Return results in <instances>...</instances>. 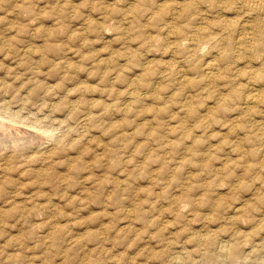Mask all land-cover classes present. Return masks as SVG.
<instances>
[{"label": "rangeland", "instance_id": "rangeland-1", "mask_svg": "<svg viewBox=\"0 0 264 264\" xmlns=\"http://www.w3.org/2000/svg\"><path fill=\"white\" fill-rule=\"evenodd\" d=\"M31 1V2H30ZM56 1V2H55ZM86 1V2H85ZM100 1V0H99ZM99 1H95V0H0V32H2V30H3V28H5L4 29V32H6V33H4V32H2V33H0L1 35H0V49L2 50H0V75H1V77H3L4 76V79L3 78H0V80L1 81H6L7 83H9L13 88H17V86H18V88L16 89V90H18L17 92H18V94H17V92H16V90H15V92H16V94L13 92V91H8L6 94H4V95H0V97H2V96H4L5 97V101L7 102V103H9V105H11V109H16L17 110V108L20 110V114H22V115H24V116H29L30 117V115H31V117H30V119H32V120H34V119H37V118H35L34 117V115L37 117L38 115L40 116L37 120H40V119H42V120H40V121H42L41 122V125L42 124H44V123H46V124H50L49 122H50V118L51 117H53V118H56V117H58V119L60 118V119H65L67 116V120H68V122H70V124H71V126H72V129L74 130V129H78V130H72L68 135H69V138L68 137H66V138H64L59 144H58V146L59 147H57V149H56V147H55V150H54V154H53V156H52V160L53 161H50V164H48V167H46V166H44V167H46V168H44V169H46L45 170V173L43 174V176L42 177H40V176H38L37 178H32L31 176H30V174L28 175L27 173H24V174H22L21 175V177H19L18 178V176H16L15 175V172L13 171V170H15L16 169V167H17V165H15L14 166V164L17 162V161H21L22 162V159H23V157H18V158H16V159H14L13 160V162L10 164V168H9V170H12V172L11 171H9L8 170V172H10V173H7V174H1L0 175V208L2 209V210H4V212H7V214L5 213L4 215L3 214H0V264H136V263H138L139 261V263H141V264H170L169 262V256H166V254L168 255L171 251H173V247H178V246H180L181 244L182 245H185L186 246V248L187 249H194V246L192 245L193 244V242H191V241H189V239H187L188 238V236H189V234L191 233V232H194L195 230H200L201 229V231L202 232H205V229L207 228V226H209V228L210 229H215V231L214 232H212V233H214V234H216L217 232H222V234L221 235H223V234H225L226 233V231H228L230 228H241V229H245V230H251L253 227L255 228V226H258L259 224L258 223H256V222H254V223H249V219L248 218H245L244 217V215H242V217L240 218L239 217V222H238V224L240 225V227H239V225L238 224H236V225H230V224H228L227 223V225H226V222H224V219L221 217V216H219V218L217 219V218H212V216H211V214L212 213H210V211L208 210V208H207V205H205L204 204V206H203V204L202 205H195V204H193L192 202H194L195 200H196V197L198 198V196H199V189L197 190V191H195L194 193H192V194H190L189 196L188 195H186V193H187V191H186V189H187V186H189V185H193V186H196V187H198V186H200L201 188L202 187H205L206 186V188H208V189H212L214 192L213 193H211V196H212V198H215L216 196H217V192L219 193V192H221L222 191V193H224L225 195H227V196H229V195H231V193H233V192H231V193H228V192H230L231 190H233V191H235L233 194H235V195H237V196H241V194H245L242 190H240L241 188V186H243V185H245V184H247V185H250V182L252 183L251 185L253 186V184L254 183H256V181H258L259 179H257V178H255L257 175H255L254 173H250V172H248V173H246V172H244L243 171V160H248L249 162H252L253 164H255L256 163V160H253L252 159V156H248V155H251L250 154V151L251 150H255V151H263V153H264V133L262 134L261 132H260V130H257V129H254L255 127L254 126H252V125H254V124H252V123H254L255 121H257L259 118V116H257L256 114V116L253 114V115H251V113H249L248 115H245L244 117H242V118H231V120H233V122H228V121H231L229 118L231 117V113L229 112L228 114L226 113L227 112V110H218V109H216V108H214L213 109V111L211 112V113H208L207 111L208 110H206L207 109V105H213L214 103H213V101H214V97L213 96H210V95H208V91L211 93L212 92V87L211 86H209L210 88V90L207 88V90L205 89H202V91H200V90H196V88L197 87H195V88H190V89H193L192 90V93L195 95V96H193L192 97V100L190 101V105H193V103L196 105V106H198V107H196V106H194L195 108H197V112H198V114L196 115V117H193V116H191V117H187L186 118V120L187 121H185V119L184 120H180V114H181V109H180V105H181V101H182V99H180L181 98V94H178V95H176V93H179V91L177 92V91H175L176 93H172V92H174V90H175V87L177 86V84H176V80H175V77H176V75H177V77H178V73L176 74V75H174V76H172L171 78L173 79L172 81H170L169 79H171V78H167V79H165V78H163V79H165V80H161L162 78H159V80H160V82H158L157 84H156V86H154L155 87V89L153 90H151L150 88H144V87H140L139 89H138V91H140V92H138V94L140 95V97H142L141 99H140V101H138L137 103H135V101H133L134 99H128V94L127 93H129V89L131 88V85H128V80H132L133 79V77H134V75L136 74L137 75V77L139 76V80L140 79H143L144 78V76L143 75H145V74H143L141 71H138L137 69H138V67H135V66H137L136 65V62H135V60L138 62V61H140V59H141V62L142 61H144L145 59H143V58H145L146 57V53H145V51H146V46L149 44V41H147V39H145L144 37L146 36V38H148V33L147 32H149V34L150 35H158L159 33H162L163 31H161V32H159V27H156V25L157 26H161L162 24H163V22H161V21H158V20H152L153 22H151L150 24L148 23L146 26H143L142 24H141V22L139 21V22H137L136 20L137 19H135V22L134 21H130L132 18V16H130L132 13L136 16V15H138L139 14V16L141 17V13L142 12H139V11H132V9H131V7L133 6V5H135L136 4V2H137V0H123V2H125L124 3V5H123V2H122V0H117V1H119V2H117L116 0H101L100 2ZM103 1H106L105 3L103 2ZM133 1H134V3H133ZM158 1H161V0H158ZM163 1V0H162ZM29 2V3H28ZM55 2V3H54ZM74 2V3H73ZM82 2H83V4H82ZM97 2H99L98 4H97ZM111 2H113V3H111ZM116 2V3H115ZM131 2H132V5H131ZM164 2H165V5H166V7L168 6V5H171V4H169V2H171V0H164ZM168 2V3H167ZM72 3H73V5H72ZM77 3V4H76ZM88 3V4H87ZM90 3H92V4H90ZM97 4V6L96 5H94V4ZM107 3V4H106ZM138 3V2H137ZM45 4V5H44ZM74 4H76V5H74ZM103 4V5H102ZM113 4H114V6H115V9H114V7H113ZM168 4V5H167ZM24 5V6H23ZM27 5V6H26ZM52 5V6H51ZM71 5V6H70ZM129 5V6H128ZM39 6L41 7V9L39 8ZM57 6H59V7H56ZM90 6V7H89ZM104 6V7H103ZM27 7H28V9H27ZM38 7V8H37ZM45 7V8H44ZM79 7V8H78ZM89 7V8H88ZM103 7V8H102ZM105 7H106V9H108V10H106L105 9ZM108 7H110V8H108ZM111 7H113V9L111 8ZM118 7V8H117ZM22 8V9H21ZM30 8V9H29ZM74 8V9H73ZM86 8V9H85ZM90 8L92 9V10H90ZM94 8V9H93ZM122 8V9H121ZM19 9V10H18ZM24 9V10H23ZM43 9V10H42ZM58 9V10H57ZM59 9H61V10H59ZM103 9L105 10L104 12H101V11H103ZM110 9H112V11H111V13H115L114 15L113 14H111V13H109L110 12ZM119 9V10H118ZM127 9V10H126ZM88 10H90V12H88ZM98 10V11H97ZM117 10V11H116ZM129 10V11H128ZM28 11H31V13H28ZM36 11H37V13H36ZM39 11V12H38ZM93 11V12H92ZM96 11V12H95ZM114 11V12H113ZM124 11V12H123ZM166 11H167V9H166ZM21 12V13H20ZM25 12V13H24ZM35 12V13H34ZM61 12H62V14H61ZM92 12V13H91ZM57 13H59V14H57ZM83 15H82V14ZM86 13V14H85ZM95 13V14H94ZM97 13V14H96ZM105 13V14H104ZM108 13H109V15H108ZM125 13H127V14H125ZM128 13H130V15L129 16H127L128 15ZM144 13V12H143ZM142 13V14H143ZM22 14V15H21ZM31 14H32V16H31ZM81 14V15H80ZM125 14V15H124ZM210 14V15H209ZM28 15V16H27ZM90 15V16H89ZM101 15H103V17L101 16ZM207 15H208V21L210 22H208L207 21V23H208V27L210 28V30H212V31H214V32H217L219 29H217L218 28V26H215V24L213 23V25H212V20H213V17L211 16V15H213V14H211V13H207ZM86 16L88 17V18H86ZM105 16V17H104ZM107 16V17H106ZM127 16V17H126ZM32 17V18H31ZM95 19H94V18ZM121 17H123V19L121 18ZM25 18H27V19H25ZM82 18V19H81ZM93 18V19H92ZM97 18V19H96ZM126 18V19H125ZM129 18H131V19H129ZM35 19V20H34ZM91 19V20H90ZM109 19V20H108ZM113 19V20H112ZM115 19H117V20H115ZM120 19L121 20H123L122 22L120 21ZM28 20H29V22H28ZM57 22H56V21ZM59 20V21H58ZM61 20H63V22H64V24H62L61 22ZM86 20V21H85ZM89 20L90 21H92L93 20V22H89ZM96 20H98V22L96 21ZM116 22H115V21ZM78 21V22H77ZM94 21L96 22L95 24H94ZM102 21V22H101ZM113 21V22H112ZM119 21V22H118ZM128 21V22H127ZM155 21V22H154ZM157 21V22H156ZM27 22V23H26ZM53 22V23H52ZM56 22V23H55ZM82 22H84V24L82 23ZM85 22H88V23H90L91 25H88V23H85ZM9 23H10V26H9ZM45 24V26H42V25H44ZM54 24V25H52V24ZM80 23H82V24H80ZM102 24L103 26H105V27H101L100 26V24ZM111 23V24H110ZM114 23V24H113ZM120 23V24H119ZM7 24H8V26H7ZM42 24V25H41ZM51 24V25H50ZM97 24V25H96ZM99 24V25H98ZM110 24V25H109ZM118 24V25H117ZM131 24V25H130ZM14 26V28L12 27V26ZM21 25V26H20ZM24 25V26H23ZM32 25V26H31ZM49 25H50V27H49ZM55 25H56V27H55ZM60 25V26H59ZM73 25V26H72ZM75 25V26H74ZM83 25V26H82ZM86 25H88V26H86ZM114 26L113 28H111V26ZM115 25H117L118 26V28H115ZM123 25H125V26H123ZM130 25V26H129ZM132 25H133V27H132ZM150 25H152V27L150 26ZM207 25V24H206ZM212 25V26H211ZM5 26H7V27H5ZM37 26V27H36ZM46 26L48 27V28H46ZM59 26V27H58ZM64 28H63V27ZM69 26V27H68ZM77 26H79V27H77ZM80 26H82L81 28H80ZM97 26H98V28H97ZM116 26V27H117ZM147 26H148V29H147ZM155 26V29L153 28ZM215 26V27H214ZM11 27V29H9ZM19 27V28H18ZM29 27V28H28ZM39 27H42V28H39ZM72 27V28H71ZM85 27V28H84ZM92 27V28H91ZM123 27H125V29L123 28ZM151 29H150V28ZM7 28V29H6ZM57 28V29H56ZM69 28V29H68ZM75 28V29H74ZM80 28V29H79ZM87 28H89V29H87ZM97 28V29H96ZM104 28V29H103ZM122 28V29H121ZM127 28V29H126ZM129 28H132V29H129ZM137 28H139V30L137 29ZM13 29V30H12ZM24 29V30H23ZM42 31H41V30ZM54 29V30H53ZM63 29L65 30V31H63ZM71 29V30H70ZM77 29H78V31H79V33L84 29V31H85V35H86V37L88 36V38H86L85 36H84V34L82 33V32H84V31H82L81 32V34L82 35H80L79 33H77L78 31H77ZM147 29V30H146ZM157 29V30H156ZM9 30V31H8ZM13 32H12V31ZM37 30V31H36ZM39 30V31H38ZM45 30V31H44ZM50 30H53V32L52 31H50ZM76 30V31H75ZM88 30V31H87ZM90 30H92V31H90ZM101 30V31H100ZM111 30V31H110ZM117 30V31H116ZM126 32V30H127V32L128 33H124V31ZM136 32H135V31ZM147 32H146V31ZM7 31H8V33H7ZM18 31V32H17ZM30 31V32H29ZM52 32V34H54V36L52 35V37H51V35H49L50 34V32ZM58 31H60L61 32V34H59V36H58V33H60V32H58ZM95 31V32H94ZM105 32V33H103L102 32V34H99L100 32ZM158 31V32H157ZM17 34H16V33ZM32 32V33H31ZM40 33V35L38 34V33ZM44 32V33H43ZM88 32V33H87ZM116 32V33H115ZM121 34H120V33ZM4 33V34H3ZM66 35H65V34ZM71 33V34H70ZM90 33V34H89ZM92 33V34H91ZM94 33V34H93ZM115 33V34H114ZM133 33H134V35H133ZM152 33H154V34H152ZM14 34H16V35H14ZM23 34V35H22ZM34 34V36H31V35H33ZM77 34H79V35H77L78 37H76V35ZM129 34V35H128ZM4 35V36H3ZM12 35V38L14 37V36H16V40H14V38L12 39L10 36ZM20 35V36H19ZM37 35V36H36ZM41 35H44V36H41ZM65 35V36H64ZM69 35V36H68ZM73 35H75L74 37L76 38H74V39H71L72 37H73ZM105 37H104V36ZM109 35V36H108ZM125 35V36H124ZM3 36V37H2ZM50 38H48V37ZM63 36V37H62ZM68 36V37H67ZM124 36V37H123ZM131 36V37H130ZM143 36V37H142ZM161 36H163V34H161ZM2 37V38H1ZM5 37V38H4ZM8 37V38H7ZM36 37V38H35ZM48 38V40H47V38ZM110 37V38H109ZM112 37H114V38H112ZM115 37H116V39H115ZM7 38V39H6ZM19 38V39H18ZM33 39V40H31V39ZM35 38V39H34ZM57 40H56V39ZM79 38H81L83 41L81 42V40L79 41ZM86 38V39H85ZM100 38H101V40H100ZM109 38V39H108ZM131 38V39H130ZM139 39V38H143L146 42H144L143 41V39H139V40H136V39ZM2 39H3V41H2ZM6 41H5V40ZM38 39V40H37ZM39 39H40V41H39ZM51 39H53V40H51ZM65 39V40H64ZM92 39V40H91ZM98 39V40H97ZM107 39V40H106ZM113 39V40H112ZM120 39H121V41H120ZM127 39V40H126ZM134 41H133V40ZM149 39V38H148ZM51 40V41H50ZM78 40V41H77ZM90 40L92 41V43L95 41V43L97 44H95L94 45V43L92 44L91 42H90ZM100 40V41H99ZM106 40V41H105ZM114 40H115V42H114ZM123 40H125V41H123ZM136 40V41H135ZM141 40V41H140ZM8 41H11V42H8ZM17 43V45H16V43ZM19 41V42H18ZM38 41V42H37ZM43 41H47V42H43ZM87 41V42H86ZM89 41V42H88ZM111 41V42H110ZM119 41V42H118ZM131 41V42H130ZM139 41V42H138ZM143 41V42H142ZM37 44H36V43ZM42 42V43H41ZM50 44H49V43ZM54 42V43H53ZM58 42H61L62 44V46H63V48H62V46H60V43H58ZM68 42V43H67ZM73 42H75V43H73ZM81 42V43H80ZM102 42V43H101ZM109 42H110V44H109ZM125 42V43H124ZM5 44V46L6 47H4L3 45ZM13 43V44H12ZM19 43V44H18ZM28 43H30V44H28ZM32 43V44H31ZM56 43V45L54 46L53 44H55ZM67 43V44H66ZM86 43H88V44H86ZM101 43V44H100ZM122 43H123V45H122ZM134 43H135V45H134ZM146 43H148V44H146ZM8 44V45H7ZM26 44H28V45H26ZM43 44V45H42ZM49 44V45H48ZM57 44H59L58 46H57ZM65 45V47H64V45ZM70 44V45H69ZM80 44V45H79ZM83 44V45H82ZM85 44V45H84ZM105 44V45H104ZM117 44V45H116ZM127 45V47L126 48H133L134 50H131V51H129V52H132V53H129L128 52V50L126 49V48H124L123 46L124 45ZM10 45H11V47H10ZM13 45H15V48H14V46ZM50 45L52 46V47H50ZM68 45L70 46V48H71V50H70V48L68 47ZM93 45V46H92ZM114 47H113V46ZM134 47H133V46ZM28 46V47H27ZM38 46H39V48H38ZM42 46V47H41ZM48 46V47H47ZM77 46H79V48L77 47ZM80 46H84L83 48L81 47L80 48ZM102 46V47H101ZM108 46H109V48H108ZM121 46H122V48L123 49H121L122 51L124 50V49H126V51L124 52H122L121 50H120V48H121ZM138 46V47H137ZM3 47V48H2ZM9 47V48H8ZM50 47V49H48ZM55 47H57V48H55ZM67 47V48H66ZM73 47H74V50H73ZM89 47H91V48H89ZM113 47V48H112ZM118 47H120L119 49H118ZM7 48V49H6ZM11 48V49H10ZM15 50H14V49ZM17 48V49H16ZM25 48H26V50H25ZM60 48V49H59ZM98 48V49H97ZM116 48V49H115ZM142 48H143V50H142ZM7 51H6V50ZM31 51H30V50ZM34 49V50H33ZM59 49V50H58ZM68 49V50H67ZM81 49H82V51H81ZM94 49H96V50H94ZM102 49V50H101ZM106 49H108L107 51H105ZM110 49H111V53H110ZM12 50V51H11ZM16 50H17V52H16ZM41 50V51H40ZM43 50V51H42ZM50 50V51H49ZM54 50H56V51H54ZM69 50H70V52H69ZM76 50H78L77 51V53H76ZM80 50V51H79ZM84 50H85V53H82V52H84ZM91 52H90V51ZM92 50H94L95 52H92ZM98 50H99V52H98ZM20 51H22L21 53H20ZM26 51V52H25ZM28 51H30V53H28ZM40 51V52H39ZM45 51H47L46 52V54H45ZM48 51H49V55H48ZM55 53H54V52ZM59 51V52H58ZM67 51V52H66ZM109 51V52H108ZM135 51H136V53H135ZM137 51H139V52H141V53H139V52H137ZM143 51V52H142ZM207 51H209V48L208 49H206V50H204L203 51V53L202 54H204L205 52L207 53H205V55H206V57H209L210 55H212V54H214V52L211 54H208V52ZM9 53V55L8 54H6V53ZM19 52V53H18ZM39 52V53H38ZM50 52H52V54L50 53ZM63 52H65V53H63ZM74 52H75V54H74ZM87 52V53H86ZM90 53V55L92 56L93 54L95 55V53L97 54V55H95V56H90L91 58L89 59V57L87 58V56H89V53ZM134 52V53H133ZM60 55H59V54ZM69 53H71L70 54V56H71V58L72 57H74V58H72V59H70V56H68L69 55ZM107 53V54H106ZM121 53V54H120ZM2 54V55H1ZM10 54L12 55V57L10 56ZM24 54V55H23ZM37 54V55H36ZM39 54V55H38ZM66 54V55H65ZM82 54V55H81ZM109 54L111 55V57L109 56ZM122 54H128V56H129V54L131 55L130 57H128V59H126V58H123V56H121ZM138 54V55H137ZM145 54V55H144ZM156 54V56H152L154 59H158L157 57H160V59L162 58L161 57V55H160V53L159 52H157V53H155ZM5 55V56H4ZM26 55V56H25ZM34 55V56H33ZM54 55H56V56H58V58L57 57H55ZM115 55H118L117 57L115 56ZM136 55V56H135ZM159 55V56H158ZM7 56H8V58H7ZM64 56V57H63ZM78 56V57H77ZM81 56V57H80ZM102 56L103 57H106L107 56V58L112 62L113 60H114V58H115V60L116 61H113L114 63H116V64H120V62H121V64L119 65L120 66V68L122 69V71H121V69H120V72L122 73V76H124V78H123V80H120V79H118L117 78V80H120V81H117L116 80V77H115V79H114V77L113 76H111L112 75V73H111V70L110 71H108L109 69H107V70H105V71H103V74L104 73H106V74H104V76H102V77H100L101 76V73L99 72V71H97L98 73H96V70L94 69L93 70V72L92 73H88V71H90V69H92V67H94V65L93 66H90V63H91V59H94L95 60V62L97 61V60H99L100 58H102ZM126 55H124V57H125ZM132 56H133V58H132ZM139 56V57H138ZM141 56V57H140ZM6 57V58H5ZM10 57V58H9ZM17 57H19V59L17 58ZM39 57H43V59H39ZM47 57V58H46ZM76 57V58H75ZM85 57V58H84ZM99 57V58H98ZM113 57V58H112ZM136 57H138V58H136ZM143 57V58H142ZM151 57V56H150ZM178 57H179V55H178ZM30 58V59H29ZM39 60H38V59ZM46 58V59H45ZM50 58H52V59H50ZM61 58V59H60ZM80 58V59H79ZM17 59V60H16ZM25 60V61H23L22 63H21V61L22 60ZM28 59V60H27ZM50 61H49V60ZM63 59V60H62ZM65 59V60H64ZM79 60V62H78V60ZM84 59H86L84 62H83V60ZM88 59V60H87ZM113 59V60H112ZM119 61H118V60ZM129 59H131V60H129ZM143 59V60H142ZM177 59H180V58H177ZM2 60V61H1ZM14 60V62H12ZM27 60V61H26ZM38 60V61H37ZM45 61V63L44 62H42V61ZM52 60V61H51ZM56 60V61H55ZM60 60V61H59ZM68 60V61H67ZM80 60H82V61H80ZM125 60V61H124ZM134 60V61H133ZM165 60H167V58H165ZM164 60V61H165ZM31 62V63H29V64H27L28 62ZM35 61H36V63H35ZM62 61H66V62H68L69 64V69H68V72L67 71H65L64 72V69L63 68H65V67H63L62 65H63V62ZM75 61H77V62H75ZM130 61H131V63H130ZM1 62H3L2 64H6L5 66H7L6 68H5V66L3 65V67L4 68H2L1 66H2V64H1ZM48 62V63H47ZM75 62V63H74ZM83 64H82V63ZM90 62V63H89ZM93 62V61H92ZM118 62V63H117ZM17 63V64H16ZM19 63H20V66H19ZM41 63H43V65L41 64ZM53 63V64H52ZM79 63H80V65H79ZM129 63V64H128ZM133 63V64H132ZM21 64H23V65H21ZM55 64H57V65H55ZM60 64H62L61 66H60ZM74 64V65H73ZM130 64H132V65H130ZM17 65V66H16ZM28 65H30V67L28 66ZM71 65H72V67H71ZM84 65V66H83ZM123 65H124V67H123ZM130 65V66H129ZM154 65V64H153ZM13 66H15L14 68H13ZM40 66V67H39ZM53 66V67H52ZM61 68H60V67ZM73 66H75L74 67V70H73ZM78 66V68H80V69H78V68H76ZM81 66H82V69H81ZM86 66V67H85ZM154 66H156V65H154ZM189 66H190V63H189V65L188 64H186V66H184V68H185V72H186V74H187V78H189V79H191V80H193V79H195V80H197L199 77H198V75L195 73V74H193L192 75V73H194L192 70H190V68H189ZM11 67V68H10ZM36 68V69H33V68ZM44 67V68H43ZM57 67V68H56ZM135 67V68H134ZM16 68V69H15ZM22 68H24V69H22ZM31 68V69H30ZM51 68H54L55 69V71L52 69V70H50ZM86 68V69H85ZM156 68V70L155 71H160L159 69H163L164 67H163V65L162 64H160L159 66H156L155 67ZM3 69V70H2ZM17 69H18V73H20V74H17ZM47 69H49V70H47ZM63 69V70H62ZM84 69V70H83ZM158 69V70H157ZM12 70H14V71H12ZM32 70H34V71H32ZM41 70H43V71H41ZM58 70V71H57ZM62 70V72H60ZM76 70H78V71H76ZM104 70V69H103ZM130 70V71H129ZM131 70H133V71H131ZM3 71V72H2ZM46 71V72H45ZM47 71H49L48 73H47ZM85 72V74H84V72ZM189 71V72H188ZM2 72V73H1ZM9 72V73H8ZM11 72V73H10ZM15 72V73H14ZM33 72V73H32ZM42 72H44V74L42 73ZM57 72H59L58 74H56ZM79 72V73H78ZM83 72V73H82ZM126 72H128V73H126ZM130 72V73H129ZM23 73H24V75H23ZM39 73H41L42 75H40ZM51 73V74H50ZM55 73V74H54ZM67 73H69V74H67ZM81 73V74H80ZM88 73V74H87ZM109 73V74H108ZM140 73H142V74H140ZM157 73V72H156ZM6 74V75H5ZM10 74V75H9ZM14 74H15V76H14ZM33 74H35V75H33ZM49 75V76H47V75ZM53 74V75H52ZM67 74V75H66ZM71 74V75H70ZM77 74V75H76ZM139 74V75H138ZM8 75V76H7ZM19 75V76H18ZM36 75H37V77H36ZM62 75V76H61ZM75 75L77 76V77H75ZM80 75V76H79ZM87 75V76H86ZM88 75H91V76H88ZM93 75H96V76H98L97 77V79H96V77L95 76H93ZM100 75V76H99ZM156 75V74H155ZM6 76V77H5ZM31 76V77H30ZM47 76V77H46ZM50 76H51V78H50ZM55 76H57V77H55ZM67 78H66V77ZM70 76V77H69ZM79 76V77H78ZM84 76V77H83ZM110 76V77H109ZM131 76V77H130ZM146 76V75H145ZM7 77H9V79L7 78ZM12 77V78H11ZM16 77H17V82H16ZM30 77V78H29ZM38 77H39V79H38ZM52 77H54V78H52ZM64 77V79H62ZM86 77V78H85ZM104 77V78H103ZM22 78V79H21ZM102 78V80L100 81V79ZM193 78V79H192ZM197 78V79H196ZM35 81H34V80ZM38 79V80H37ZM82 79V80H81ZM85 79V80H84ZM156 78H154V80H155ZM8 80V81H7ZM20 80V81H19ZM23 80V81H22ZM28 80V81H27ZM36 80H37V82L39 83L41 80V82L39 83V84H37V85H43V87H45V86H48L49 84L52 86L51 87V89H50V91H53L52 93H51V97H53V99L54 100H58L59 99V104H58V106H60V107H58L57 108V110L54 112V113H52V115H51V117H48V115L47 116H45L47 113H49L50 111L47 109V107H45V105H43V106H41V101H43L42 99H44V98H39V96H37V95H34V97H32V98H29V99H27V100H29L30 101V103H28L29 101H25L24 99H21V101L19 102V94L20 93H22V95H28L29 94V90H28V88H30L31 89V87L33 88V87H36L37 85H36ZM45 80V81H44ZM46 80L48 81L47 83H46ZM63 80V81H62ZM88 80V81H87ZM112 80V81H111ZM151 82L152 81H154L152 78L151 79H149ZM0 81V82H1ZM29 83H31V82H33V83H35V85L33 84V83H31L30 85L27 83V82ZM58 81H60V82H58ZM62 81V82H61ZM84 81V82H83ZM163 81V82H162ZM221 80H219V82H220ZM23 82V83H22ZM43 82V83H42ZM57 82H58V84L59 83H62V84H60V85H58L57 84ZM63 82H64V84H63ZM98 82V83H97ZM115 82V83H114ZM117 82V83H116ZM124 82V83H123ZM168 84H167V83ZM172 82V83H171ZM27 83V85L26 86H28V87H26V86H24L23 87V85H25ZM84 83V85H85V87L82 85ZM90 83H93V84H90ZM96 83V84H95ZM165 83L167 84V85H165ZM13 84V85H12ZM20 84H22V85H20ZM66 84V85H65ZM172 85V87H171V85ZM58 85V86H57ZM81 85V86H80ZM88 85V86H87ZM91 85V86H90ZM95 85V86H94ZM113 85V86H112ZM164 85V86H163ZM221 85V84H220ZM20 86V87H19ZM63 86V87H62ZM66 86V87H65ZM69 86V87H68ZM93 86V87H92ZM98 86V87H97ZM104 88H102V87ZM111 86H112V92H113V96H112V94H110L109 92L111 91L110 89H111ZM125 86V87H124ZM169 86V87H168ZM222 86V85H221ZM220 86V88H224L223 86L221 87ZM22 87H23V89H25V87L27 88V89H25V90H22ZM59 87H61V88H59ZM65 87V88H64ZM71 87H75L74 89H79V91L76 89V90H74L73 88H71ZM89 87V88H88ZM91 87V88H90ZM101 88V90H100V88ZM117 87V88H116ZM122 87V88H121ZM174 87V88H173ZM53 88H55V91L53 90ZM59 89V90H57V89ZM64 88V89H63ZM80 88H82V89H84V90H82V91H80ZM92 88H94V89H92ZM99 88V89H98ZM108 88V89H107ZM116 88V89H115ZM124 88V89H123ZM177 88H178V86H177ZM61 89V90H60ZM67 89H70V91L69 92H67ZM115 89V90H114ZM117 89H118V91H117ZM119 89H120V91H119ZM149 89V90H148ZM158 89V90H157ZM89 90V91H88ZM124 90V91H123ZM157 90V92H155ZM160 90L162 91V92H160ZM177 90H179V89H177ZM196 90V91H195ZM20 91V92H19ZM27 91V92H26ZM76 91V92H75ZM87 91V92H86ZM93 91V92H92ZM98 91V92H97ZM101 93H100V92ZM122 91H123V93H122ZM153 91V92H152ZM165 91V92H164ZM194 91V92H193ZM10 92H11V94H10ZM55 92H56V94H58V95H56L55 94ZM69 97H67L64 93ZM80 92V93H79ZM84 92H86V93H84ZM90 92H92L91 94H90ZM103 92V93H102ZM118 92V93H117ZM169 92V93H168ZM197 92V93H196ZM201 92H202V94H201ZM26 93V94H25ZM71 93H73L72 94V96H71ZM75 93H77V94H75ZM84 93V94H83ZM100 93V94H99ZM107 93H109L110 94V96L108 97V94ZM115 93H117V94H115ZM122 93V94H121ZM141 93V94H140ZM144 93V94H143ZM150 93H151V95H150ZM153 93V94H152ZM157 93V94H156ZM162 93V94H161ZM171 93V94H170ZM199 93V94H198ZM81 94V95H80ZM83 94V95H82ZM98 94V95H97ZM104 94V95H103ZM124 94H126V95H124ZM145 94H147V96L145 95ZM152 97H150L149 98V95ZM199 96H198V95ZM207 94V95H206ZM211 94H213V93H211ZM16 95H18V96H16ZM74 95V96H73ZM142 95V96H141ZM155 97H153V96ZM155 95H157V96H155ZM167 95V96H166ZM172 95V96H171ZM176 95V96H175ZM180 95V96H179ZM202 97H201V96ZM13 96H15L16 98H14ZM62 96H64L63 98H62ZM65 96L67 97V99L65 98ZM78 96H80V97H78ZM119 97L118 98V104L119 105H121V110L122 111H117V110H111L110 111V113H107L105 116H104V118H103V121H105V122H103L102 120V122H97V123H99V124H97V123H92V124H90L89 126H88V128H86V130L85 129H81V128H78V127H76V126H78L77 124H76V119H75V117L74 116H72V115H67L68 114V109L67 108H69V106L67 107V105L69 104V102H68V100H73V99H77V100H75V101H77L76 102V105H79V107L78 108H82L83 107V100H84V104H85V101L87 102L88 101V99H93L94 97H96L97 99H102L103 101H107V102H111V101H116L117 100V98L116 97ZM175 96V97H174ZM179 96V98H177ZM12 97V98H11ZM56 99H55V98ZM85 97V98H84ZM113 97H115V98H113ZM126 97V98H125ZM165 97V98H164ZM8 98V99H7ZM11 98V99H10ZM39 98V99H38ZM48 98H50V96L49 97H47V99H44L45 101L47 100V101H51V100H49ZM95 98V99H96ZM169 100H168V99ZM171 98H174V99H172V100H170ZM177 98V99H176ZM198 100H197V99ZM207 98V101L206 100H204V101H202L203 99H206ZM13 99H14V101H13ZM61 99V100H60ZM65 99V100H64ZM90 99V100H91ZM150 99V100H149ZM161 99V100H160ZM167 101H166V100ZM211 99H212V101H211ZM9 100V101H8ZM126 100V101H125ZM176 100H177V103H176ZM197 100V101H196ZM2 101V98H0V102ZM32 101L33 102H35V103H33L32 104ZM62 101V102H61ZM146 101V102H145ZM159 101H161V102H159ZM168 101H169V104L171 105V107H173V108H171L170 107V105L168 104ZM173 101V102H172ZM24 102H26V104L24 103ZM39 102H41V103H39ZM68 102V103H67ZM122 102H124V103H122ZM125 102H126V105H125ZM129 102V103H128ZM145 102V104H143V103ZM205 102V103H204ZM67 103V104H66ZM81 103H82V105H81ZM150 103V104H149ZM152 103H154V104H152ZM156 103V104H155ZM165 103H167L168 105L166 106V104ZM16 104V105H15ZM23 104V105H22ZM29 104V105H28ZM38 104H39V106L40 107H38ZM43 104V103H42ZM138 104V105H137ZM19 105V106H18ZM22 105V106H21ZM24 105H26L24 108H23V106ZM130 105V106H129ZM151 105H152V107H151ZM155 105V106H154ZM157 105L159 106L160 105V107L161 108H159V107H157ZM164 105V107H162V106ZM173 105V106H172ZM179 105V106H178ZM34 106V107H33ZM36 106V107H35ZM66 106V107H65ZM85 106V105H84ZM129 106V107H128ZM131 106H133L132 107V109H129ZM143 106H145V107H143ZM205 106V107H204ZM16 107V108H15ZM32 107V108H31ZM38 107V108H37ZM126 107H128V109L126 108ZM166 107H168V108H166ZM199 107H201V108H199ZM7 108V107H6ZM26 108V109H25ZM30 110H29V109ZM34 108V109H33ZM40 108H42V109H40ZM43 108H44V110H43ZM124 108H126V110L124 109ZM138 108H140V109H137ZM143 108V110L141 111V109ZM148 108H149V110H148ZM153 110V113L154 114H152L151 112H148V111H150L151 109ZM156 108H158V109H156ZM166 110H165V109ZM171 110H170V109ZM29 111H28V110ZM125 111H124V110ZM160 109V111H155V110H159ZM216 109V110H215ZM264 109V108H263ZM38 110H39V113H38ZM59 110V111H58ZM64 110V111H63ZM164 110L166 111V112H164ZM170 110V111H169ZM204 110V111H203ZM22 111V112H21ZM24 111H26V113L24 112ZM34 111H35V113H34ZM112 111H113V113H112ZM138 111H139V114L140 115H138ZM169 111V112H168ZM175 111V112H174ZM215 111V112H214ZM23 112H24V114H23ZM45 112V113H44ZM117 112H118V116H117ZM132 112V113H131ZM142 112H144V114L142 113ZM145 112L147 113V114H145ZM159 113L158 115L156 114V113ZM164 112V113H163ZM172 112H173V114H172ZM179 112V113H178ZM214 112V113H213ZM30 113V114H29ZM34 113V114H33ZM38 115H37V114ZM62 113V114H61ZM122 113H124V114H122ZM129 113V115H127V114ZM151 113V114H150ZM171 113V114H170ZM175 113V114H174ZM209 114V118L208 117H204L203 115L204 114ZM33 114V115H32ZM43 114V115H42ZM51 114V113H50ZM54 114H56V115H54ZM60 114V115H59ZM66 114V115H65ZM119 114H121V115H119ZM126 114V115H125ZM136 114L138 115V116H136ZM142 114V115H141ZM178 114V115H177ZM213 114V115H212ZM215 114V115H214ZM42 115V116H41ZM59 115V116H58ZM143 115H144V117H143ZM150 115V116H149ZM160 115V116H159ZM173 115V116H172ZM220 116H223V117H220V119H219V117ZM66 116V117H65ZM109 116V117H108ZM124 116H126V117H123ZM148 116V117H147ZM214 116V117H213ZM249 116V117H248ZM253 116V117H252ZM42 117V118H41ZM45 117V118H44ZM49 119H48V118ZM65 117V118H64ZM131 117V118H130ZM138 117V118H137ZM160 117H161V119H160ZM171 118V120H168V118ZM201 117V118H200ZM210 117H211V119H210ZM217 117V118H216ZM226 117V118H225ZM251 117V118H250ZM34 118V119H33ZM47 118V120H48V122H47V120H45ZM120 120H119V119ZM122 118V119H121ZM126 118V119H125ZM151 119V120H149V119ZM169 118V119H170ZM208 118V119H207ZM216 118V119H215ZM222 118V119H221ZM224 118V119H223ZM249 119V121H247L248 119ZM258 118V119H257ZM114 119V120H113ZM116 119V120H115ZM124 119V120H123ZM198 119L199 120H201L200 122H198ZM206 120V122H205V120ZM215 121H214V120ZM219 119V120H218ZM227 119V120H226ZM31 120V121H32ZM112 120H113V122H112ZM128 122H127V121ZM138 120V121H137ZM146 120V123H147V125H146V123L144 122V121ZM148 120V121H147ZM153 120V121H152ZM197 120V121H196ZM202 120H204V122L202 121ZM209 120H210V122H209ZM217 120V121H216ZM237 120H239V121H237ZM132 121V122H131ZM143 121V122H142ZM151 121H152V123H151ZM157 121V122H156ZM167 121H169V122H167ZM208 121V122H207ZM213 121V122H212ZM224 121V122H223ZM39 122V121H38ZM72 122V123H71ZM108 122V123H107ZM123 122H125V123H123ZM136 122V123H135ZM181 122V123H180ZM186 122V123H185ZM226 122H228V123H226ZM249 122V123H248ZM252 122V123H251ZM105 123V124H104ZM122 123V124H121ZM139 123V124H138ZM173 123V124H172ZM178 123H179V126H178ZM184 123V124H183ZM188 123V124H187ZM195 123V124H194ZM198 123L200 124V125H198ZM202 123V124H201ZM205 125H204V124ZM213 123V124H212ZM216 123V124H215ZM218 123V124H217ZM221 123V124H220ZM226 123V124H225ZM238 123V124H237ZM251 123V124H250ZM65 123H62L61 125H63V126H61L60 128L61 129H64V128H66V124L64 125ZM118 124V125H117ZM136 124V125H135ZM140 126H138V125ZM150 125V127H149V125ZM177 124V125H176ZM186 124V125H185ZM194 124V125H193ZM197 124V125H196ZM208 124V125H207ZM244 124H246V125H244ZM21 125V127H26V126H22V124H20ZM97 125H98V127H97ZM104 125H106L105 127H104ZM109 125V126H108ZM155 125V128L153 127ZM173 125V126H172ZM184 125H185V128H183L184 127ZM189 125V126H188ZM191 125V126H190ZM193 125V126H192ZM203 125V126H202ZM217 125H219V126H217ZM233 125H235V126H233ZM248 125V126H247ZM75 126V127H74ZM100 126V127H99ZM118 126V127H117ZM183 126V127H182ZM210 126H212V127H210ZM231 126H233L232 128H231ZM244 126V127H243ZM74 127V128H73ZM92 127H95V128H92ZM113 129H112V128ZM115 127V128H114ZM119 127H120V129H119ZM137 127V128H136ZM174 127H176L177 129H178V131H177V129L176 128H174ZM195 127V128H194ZM205 127V128H204ZM206 127H208V128H206ZM209 127H210V129H209ZM225 127V128H224ZM235 127V128H234ZM241 127L243 128L242 130H241ZM245 127H247L246 129H245ZM27 128V127H26ZM91 128H92V130H91ZM122 128H124V129H122ZM126 128V129H125ZM135 128H136V130L138 131V132H136V130H135ZM151 130H150V129ZM167 128V129H166ZM169 128H171L172 129V131L171 130H168ZM174 128V129H173ZM181 128V129H180ZM187 128V129H186ZM204 128V129H203ZM221 128V129H220ZM230 128H231V130L232 131H234V132H232L231 130H230ZM233 128H234V130H233ZM253 128V130H251V129ZM28 129H29V127H28ZM91 131H90V130ZM98 129H99V131H98ZM112 129V130H111ZM144 129V130H143ZM155 129V130H154ZM161 129V130H160ZM224 129V130H223ZM236 129V130H235ZM238 129H240V130H238ZM30 130H33L32 128H30ZM81 130H82V132H81ZM147 130V131H146ZM149 130V131H148ZM153 130L154 131H156V133H154L153 134ZM182 130H184V132L182 131ZM186 130V131H185ZM191 132H190V131ZM203 130H205V131H203ZM217 130H218V132H217ZM245 130V131H244ZM250 131V132H248V131ZM257 130L258 132H259V134H258V132H255V131ZM88 131V132H87ZM93 131V132H92ZM95 131H97V132H95ZM103 131H106V134H105V132L103 133ZM115 131V132H114ZM126 131H128L127 133H125ZM176 133H175V132ZM181 131V132H180ZM189 131V132H188ZM199 131V132H198ZM214 131V132H213ZM215 131L219 134L220 133V136L216 133L215 134ZM225 131V132H224ZM239 131H241V132H239ZM251 131H253L252 133H251ZM53 132V136L52 137H50V138H48V140L47 139H45V140H43L42 142H39V141H36L35 143H33V144H31L32 145V148H34L37 144H39L38 145V150H44V148L46 149V148H49V147H51V145L53 146V144L51 143L52 141H55V139H56V136L57 137H59L60 136V134L62 133V131L60 132L59 130H54V131H52ZM56 132V133H55ZM59 132V133H58ZM84 132H87V133H85V135H83V133ZM92 132V133H91ZM111 132V133H110ZM135 132V133H134ZM147 132V133H146ZM157 132H158V134H160L161 135V137L159 138L158 137V139L156 138L157 136ZM184 134H183V133ZM188 133V134H186V135H188V136H186L185 135V133ZM222 132H224V133H222ZM233 133V135H232V133ZM236 132V133H235ZM254 132L256 133V134H254ZM88 133H90L89 135H87ZM103 133V134H102ZM113 133V134H112ZM115 133V134H114ZM120 133V135H118ZM122 133V134H121ZM130 133V134H129ZM134 133V134H133ZM183 134V136L185 135L186 137L184 138L181 134ZM203 133V134H202ZM222 133V134H221ZM235 133V134H234ZM237 133H239V134H237ZM241 133H242V135H241ZM247 133H250V134H248V135H250L248 138H247ZM73 135V137H70L71 135ZM80 136H79V135ZM95 134H97V135H95ZM98 134H100V135H98ZM134 136H133V135ZM176 134V135H175ZM192 134V135H191ZM195 134H198V135H195ZM200 134V135H199ZM202 134V135H201ZM215 134V135H214ZM225 134V135H224ZM254 136H252V135ZM67 135V136H68ZM75 135V136H74ZM78 135V136H77ZM93 135V136H92ZM101 135H102V137H101ZM120 136V137H115V136ZM121 135H123V136H121ZM139 135V136H138ZM144 135V136H143ZM155 135V136H154ZM171 135V136H170ZM175 135V136H174ZM191 135V136H190ZM210 136V138L208 137V136ZM213 135V136H212ZM238 135H240V136H238ZM257 135H258V137H257ZM263 136V137H261V136ZM88 138H86V137ZM97 136V137H96ZM100 136V137H99ZM138 136V137H137ZM145 136H147V137H145ZM150 136H151V138H150ZM197 138V137H199L198 139H195V137ZM246 136V137H245ZM90 137V138H89ZM95 139V141H94V139ZM113 137H115V139L113 138ZM121 137H123V138H121ZM163 137H165V138H163ZM171 137V138H170ZM180 137H182V138H180ZM201 137V138H200ZM245 139H243V138ZM257 137V138H256ZM261 137V138H260ZM52 138V139H51ZM78 138V139H77ZM79 138H83V140L82 139H79ZM86 138V139H85ZM98 138H99V140H98ZM103 138V139H102ZM117 138H119V139H117ZM169 138V139H168ZM173 138H175V139H173ZM184 138V139H183ZM191 138V139H190ZM213 138V139H212ZM228 138V139H227ZM240 138H241V140H240ZM67 139V140H66ZM71 139V140H70ZM89 139H90V142H88L89 141ZM111 139V140H110ZM147 139H148V141H147ZM188 139V140H187ZM210 140V141H207V142H205L206 140ZM212 139V140H211ZM261 139V140H260ZM80 140V141H79ZM83 142H82V141ZM88 140V141H87ZM107 140H109V141H107ZM167 140H169V141H167ZM192 140H194L193 142H192ZM198 140V142H196ZM202 140H204V141H202ZM214 140H215V142H214ZM248 140V141H247ZM50 141V142H49ZM64 141V142H63ZM75 141V142H74ZM81 143H79V142ZM121 141V142H120ZM145 142V144H144V142ZM178 141V142H177ZM186 141H187V143H186ZM202 141V142H201ZM212 141V142H211ZM238 141H239V143H238ZM243 143H242V142ZM244 141H246V142H244ZM261 141L263 142V143H261ZM46 144H45V143ZM88 144H87V143ZM119 142H120V145H119ZM141 142L143 143V144H141ZM149 142H151L152 144H149ZM165 142H167V144L165 143ZM170 142V143H169ZM182 142V143H181ZM221 144H219V143ZM225 142H226V144H225ZM37 143V144H36ZM51 143V144H50ZM63 143V144H62ZM72 143H74V144H72ZM90 143V144H89ZM103 145H102V144ZM140 143V144H139ZM180 143V144H179ZM195 143V144H194ZM199 143V144H198ZM207 143V144H206ZM210 143V144H209ZM214 143V144H213ZM240 143H242V144H240ZM245 143V144H244ZM250 143V145H247V144H249ZM251 143H253V145L251 144ZM70 144H72V145H70ZM78 144V145H77ZM95 144V145H94ZM101 144V145H100ZM105 144L107 145V146H105ZM114 144V145H113ZM123 144V145H122ZM166 144V145H165ZM171 144V145H170ZM182 144V145H181ZM194 144V145H193ZM213 144V146H211ZM219 144V145H218ZM236 144H239L238 146L236 145ZM262 144V145H261ZM33 145H35V146H33ZM41 145V146H40ZM46 147H45V146ZM47 145H49V146H47ZM61 145V146H60ZM69 145V146H68ZM86 145V146H85ZM135 145H136V148H135ZM163 145V146H162ZM165 145V146H164ZM168 145H169V147H168ZM173 145V146H172ZM187 145H189L188 147H187ZM208 145V146H207ZM224 145H226V146H224ZM43 146V147H42ZM74 146H76V147H74ZM85 146V147H84ZM89 146V149H87L86 147H88ZM96 146H98L97 148L98 149H96ZM123 146V147H122ZM139 146V147H138ZM182 146V147H181ZM185 146V147H184ZM193 146H194V148H193ZM210 146V147H209ZM218 146V147H217ZM222 146L224 147V148H222ZM231 146V147H230ZM236 146V147H235ZM241 146V147H240ZM262 146V147H261ZM65 147V148H64ZM107 147V148H106ZM110 147H112V148H110ZM147 147H149L148 149H147ZM174 147H175V149H174ZM177 147V148H176ZM184 147V148H183ZM215 147V148H214ZM228 147V148H227ZM257 147H258V149H257ZM260 147V148H259ZM42 148V149H41ZM73 150H72V149ZM82 148V149H81ZM93 149V151H92V149ZM103 148V149H102ZM121 148H123V149H121ZM134 148V149H133ZM153 148H155L154 150H153ZM165 148V149H164ZM170 148V149H169ZM190 148H191V150H190ZM206 148V149H205ZM209 148V150H207ZM217 148V149H216ZM227 148V149H226ZM247 148V149H246ZM263 148V149H262ZM84 149V150H83ZM109 150V152H107L108 150ZM138 149V150H137ZM213 149V150H212ZM223 149V150H222ZM242 149H245L244 151L242 150ZM251 149V150H250ZM32 150H34V149H32ZM58 150V151H57ZM70 150V151H69ZM81 150H83V151H81ZM86 150V151H85ZM97 150H99V152L97 151ZM105 150V151H104ZM124 150V151H123ZM127 150V151H126ZM140 150V151H139ZM151 150H153V151H151ZM194 152H193V151ZM231 150V151H230ZM237 150L239 151V152H237ZM241 150V151H240ZM249 150V151H248ZM57 151V152H56ZM69 151V152H68ZM84 151H85V153H84ZM91 151V152H90ZM95 151V152H94ZM135 151H136V153H135ZM139 153H138V152ZM171 151V152H170ZM183 151V152H182ZM191 151H192V153H191ZM196 151V152H195ZM208 151V152H207ZM216 151H220V152H216ZM230 151V152H229ZM233 151H235V152H233ZM59 152V153H58ZM62 152H63V154H62ZM68 152V153H67ZM147 152V153H146ZM150 152H151V155H149L150 154ZM165 152H166V154H168L169 156H167L166 154H165ZM182 152V153H181ZM201 152H203V153H205L204 154V157L208 154V156L209 157H203V153H201ZM207 152V153H206ZM226 152H228V153H230V154H226ZM70 153V154H69ZM83 153V154H82ZM92 153V154H91ZM94 153H95V156H94ZM107 154V157H105V155ZM122 153H124L123 155H122ZM170 153V154H169ZM189 153V154H188ZM202 155H201V154ZM211 153V154H210ZM216 154V155H214V154ZM244 153V154H243ZM58 155V157H57V155ZM64 154H66V155H64ZM83 156H82V155ZM100 154H103V158L105 159H102V160H104V162H102V160H101V157H100ZM120 155V157L118 156V155ZM139 154V155H138ZM165 154V155H164ZM243 154V155H242ZM247 154V155H246ZM71 155V156H70ZM74 155H76V156H74ZM89 155V156H88ZM146 155V156H145ZM148 155H149V157H148ZM161 155V156H160ZM198 155V156H197ZM200 155V156H199ZM242 155V156H241ZM245 155H246V157H245ZM264 155V154H263ZM262 155V158H264V156ZM68 156H69V158H68ZM79 156H80V158H79ZM85 156V157H84ZM93 156V157H92ZM99 158H98V157ZM134 156V157H133ZM175 156H176V159H175ZM190 157L189 159L187 158V157ZM226 156H228V157H226ZM235 156V157H234ZM237 156V157H236ZM241 156V157H240ZM248 156V157H247ZM56 157V158H55ZM67 157V158H66ZM95 157H96V159H95ZM117 157V158H116ZM130 157V158H129ZM133 157V158H132ZM166 159H165V158ZM179 157V158H178ZM180 157H182L183 159H181ZM204 159H203V158ZM211 157V158H210ZM223 157V158H222ZM225 157V158H224ZM232 157H233V159H232ZM239 157V158H238ZM53 158H55V159H53ZM82 158V159H81ZM109 159V161H108V159ZM128 158H129V160H128ZM132 158V159H131ZM146 158H148V159H146ZM244 158H246V159H244ZM248 158V159H247ZM250 158V159H249ZM66 159V160H65ZM80 159V160H79ZM95 159V160H94ZM106 159H107V161H106ZM116 159V160H115ZM125 159H126V161H127V164L126 163H122L123 161L124 162H126L125 161ZM134 159V160H133ZM146 159V160H145ZM170 159H171V161H170ZM179 159V160H178ZM181 159V160H180ZM185 159H187V160H185ZM205 159H207L206 160V162L204 163V161H205ZM222 159V160H221ZM223 159H225V160H223ZM232 159V160H231ZM238 159V160H237ZM243 159V160H242ZM56 160H58V162H60V163H58V162H55ZM72 160L74 161L73 163H72ZM83 160H86V161H84V162H82ZM114 160V161H113ZM133 160V161H132ZM142 160V161H141ZM144 160V161H143ZM162 160H165V161H162ZM172 160H173V162H172ZM195 161V162H193V161ZM227 160V162H225ZM229 160V161H228ZM65 161H66V163H65ZM93 161L95 162L93 165L91 164V163H93ZM111 161V162H110ZM138 161V162H137ZM141 161V162H140ZM154 161V162H153ZM180 161V162H179ZM183 161H185V162H183ZM210 161V162H209ZM219 161V162H218ZM239 161V162H238ZM241 161V162H240ZM79 162V163H78ZM80 162H82L83 164H81V165H83L84 166V164H85V166L83 167V166H79L80 165ZM98 162V163H97ZM151 162V163H150ZM155 162H156V164H155ZM167 162H171V163H168L167 164ZM190 162V163H189ZM198 162V163H197ZM214 162V163H213ZM221 162V163H220ZM258 162H260V159H258V161H257V165H259L258 164ZM52 163H56V164H52ZM68 163V164H67ZM74 163H76V164H74ZM101 165H100V164ZM109 163V164H108ZM139 163V164H138ZM154 165H153V164ZM172 163H174V164H172ZM177 163H178V165H177ZM182 163V164H181ZM189 163V164H188ZM193 163V164H192ZM197 163V167L195 166V164ZM204 165V166H202V164ZM234 163V164H233ZM70 164V165H69ZM88 164H90V165H92V166H88ZM103 164H106V165H103ZM115 165V166H113V165ZM117 164V165H116ZM146 166H145V165ZM181 164V165H180ZM201 164V165H200ZM209 164H210V166H209ZM220 164V165H219ZM233 164V165H232ZM54 166V168H53V166ZM72 165H74V169L73 170H71L73 167H72ZM76 165H78V168L79 169H77V167H76ZM111 165V166H110ZM138 166V167H136V166ZM161 165V166H160ZM164 165V166H163ZM171 165V166H170ZM192 165V166H191ZM207 165V166H206ZM228 165V166H227ZM256 165V166H257ZM14 166V167H13ZM26 166V165H25ZM50 166V167H49ZM60 166V167H59ZM97 166V167H96ZM117 166V167H116ZM135 166V167H134ZM141 168H140V167ZM148 167V168H145V167ZM187 166V167H186ZM193 166H194V168H193ZM206 166V167H205ZM209 166V167H208ZM212 166V167H211ZM217 166H219V167H217ZM226 166H227V169H226ZM235 166H237L236 168H235ZM240 166V167H239ZM12 167H13V169H12ZM27 167V166H26ZM68 167V168H67ZM91 167H93V168H91ZM113 167V168H112ZM115 167V168H114ZM125 167H126V169H125ZM128 167V168H127ZM173 167V168H172ZM176 167H177V169H176ZM183 167V168H182ZM215 167V169H213ZM217 167V168H216ZM222 169H221V168ZM230 167V168H229ZM243 167V168H242ZM15 168V169H14ZM48 168V169H47ZM49 168H51V170L54 172H51L50 170H49ZM91 168V169H90ZM106 170H105V169ZM131 168V169H130ZM137 168H139L138 170H137ZM161 168V169H160ZM169 168V169H168ZM179 168V169H178ZM187 168V169H186ZM203 169V171H202V169ZM205 168V169H204ZM229 168V169H228ZM57 169V171H55ZM69 171H68V170ZM78 171H77V170ZM86 169H87V171H86ZM95 169V170H94ZM104 169V170H103ZM115 169V170H114ZM124 169V170H123ZM136 169V170H135ZM152 169H153V171H152ZM158 171H157V170ZM174 169H176V170H174ZM211 169H213L212 171H210ZM237 169V170H236ZM239 169V170H238ZM84 170V171H83ZM131 170H133V171H131ZM164 170V171H163ZM173 170V171H172ZM180 170V173H177V171H179ZM189 170V171H188ZM194 170V171H193ZM234 170V171H233ZM51 173H50V172ZM65 171V172H64ZM66 171H67V173H68V175H65V174H67L66 173ZM73 171H74V173H73ZM80 171V172H79ZM104 171H107V173H109L110 175H108L106 172H104ZM119 171H120V173H119ZM157 171V172H156ZM168 171H170V172H168ZM176 171V172H175ZM213 171H215V172H213ZM223 171H225V172H223ZM46 172H48V173H46ZM57 172V173H56ZM94 172H96V173H94ZM103 172V175L101 174ZM131 172V173H130ZM173 172H175V173H173ZM184 172V173H183ZM194 172V173H193ZM196 172V173H195ZM222 172V173H221ZM234 172H236L235 173V175H234ZM62 175V176H60L59 177V175L60 174ZM76 173V174H75ZM188 173V174H187ZM202 173H203V176H202ZM205 173V174H204ZM215 173V174H214ZM219 173H220V175L222 176V178H221V176L219 175ZM26 174V175H25ZM49 175L48 176V178L46 177L47 175ZM54 174V175H53ZM57 175V177H56V175ZM70 174V175H69ZM87 174V175H86ZM91 176H90V175ZM98 175V177H96V176H93V175ZM101 174V175H100ZM105 174H107V175H105ZM118 174V175H117ZM120 174V175H119ZM129 174V175H128ZM154 174V175H153ZM186 174V175H185ZM195 174H197V175H195ZM207 174V175H206ZM211 174V175H210ZM214 174V175H213ZM219 175V178H218V175ZM243 174V175H242ZM7 175V176H6ZM11 175V176H10ZM50 175H51V177H50ZM63 175H65L66 176V179H64L63 178ZM75 175V176H74ZM76 175H78V176H76ZM105 175V180H104V178L102 177V176H104ZM111 175H115L114 177L113 176H111ZM217 175V176H216ZM240 177H239V176ZM255 175V176H254ZM29 176V177H28ZM45 176V177H44ZM53 176V177H52ZM74 176V177H73ZM79 176H82V177H79ZM107 176V177H106ZM119 176H120V178H119ZM150 176L152 177V178H150ZM157 176V177H156ZM168 176H169V178H168ZM189 176H191V177H189ZM196 176V177H195ZM201 176H202V178H201ZM26 177V178H25ZM59 177V179H57ZM85 177V178H84ZM94 177V178H93ZM97 178V183H95V181H96V178ZM101 179H100V178ZM126 177V178H125ZM198 177V178H197ZM207 177V178H206ZM231 177H233V178H231ZM243 177V178H242ZM8 178V179H7ZM21 178V179H20ZM41 178H44V179H41ZM93 179V180H91V179ZM106 178L108 179L107 181H106ZM116 178V179H115ZM127 179V180H125V179ZM135 180H134V179ZM155 178H157L156 179V181H154L155 180ZM165 178V179H164ZM168 178V179H167ZM172 178V179H171ZM205 178V179H204ZM213 178H215V179H213ZM241 178V179H240ZM10 179H13V181L12 180H10ZM16 179L17 180H19V182L22 184L21 186L24 188V189H28L29 187H32V185H34L35 184V182H37V183H39V184H41V187H42V192L40 191L39 192V194H41L40 195V197H38V199L36 198H33V199H26V198H24V195H21V196H19L16 200L17 201H13V203H8V202H4L3 201V199H4V196L2 195V192L4 191V190H8L9 189V186H10V184H11V182L13 183L14 181H16ZM36 181H35V180ZM47 179V180H46ZM51 179V180H50ZM73 179V180H72ZM86 179V180H85ZM90 179V180H89ZM116 180V182H115V180ZM123 181H122V180ZM174 179H176V180H174ZM191 181H190V180ZM194 179V180H193ZM203 181H202V180ZM223 179V180H222ZM245 181H244V180ZM253 179L255 180V182L253 181ZM10 180V181H9ZM56 180V181H55ZM63 180V181H62ZM69 180V181H68ZM76 180V181H75ZM82 182H81V181ZM100 182H99V181ZM109 180H111V181H109ZM114 180V181H113ZM121 180V181H120ZM151 180V181H150ZM160 180V181H159ZM165 180V181H164ZM207 180V181H206ZM239 182H238V181ZM3 181V182H2ZM29 181H31V182H29ZM101 181H103V182H101ZM124 182L125 181V184L124 183H120V182ZM150 181V182H149ZM168 181V182H167ZM189 181V182H188ZM215 181V182H214ZM219 181H221L220 183H219ZM236 181V182H235ZM242 181H243V183H242ZM9 182H10V184H9ZM25 182V183H24ZM34 182V184H32ZM47 182V183H46ZM59 182H61V183H59ZM66 182V183H65ZM76 182V183H75ZM84 182V184H82V185H80V183H83ZM88 182H90V183H88ZM114 182V183H113ZM128 182V183H127ZM162 182V183H161ZM166 182V183H165ZM170 182H171V184H170ZM174 182V183H173ZM187 182V183H186ZM196 183V184H194V183ZM223 182H225L224 184H223ZM231 182H235V185L233 186L234 188L236 187L237 188V186H238V190L235 188H233V187H230L228 184L229 183H231ZM248 182V183H247ZM2 183L3 184H5V186L6 185H8V187L6 186H4V185H2ZM24 183V184H23ZM44 183H46V184H44ZM49 183H51V184H53V185H50ZM63 183V184H62ZM74 183V184H73ZM86 183V184H85ZM88 183V184H87ZM111 183V184H110ZM115 183H117V185H118V187H117V185L115 186L114 184ZM159 183V184H158ZM191 183H193V184H191ZM202 183V184H201ZM215 183V184H214ZM218 183V184H217ZM42 184H44V185H42ZM65 184V185H64ZM71 184V185H70ZM77 184H79V185H77ZM95 184V185H94ZM100 184L103 186L102 188H99V190H98V188H96V187H99L100 186ZM110 184V185H109ZM113 184V185H112ZM130 184V185H129ZM149 185L150 184V187H151V185L152 186H154V187H147L146 188V186L147 185ZM211 184V185H210ZM239 184H241L240 185V187H239ZM49 185V186H48ZM57 185V187H55ZM62 185H64V187L62 186ZM70 185V187L68 188V186ZM75 185V188L73 187ZM91 185H93V186H91ZM107 185V186H106ZM109 185V186H108ZM122 185V186H121ZM166 185H167V187H166ZM185 185V186H184ZM205 185V186H204ZM217 185V186H216ZM226 185V186H225ZM67 186V190L65 189V187ZM91 186V187H90ZM115 186V187H114ZM129 186V187H128ZM131 186V187H130ZM165 187V188H162V189H159V188H161V187ZM171 186H172V188H171ZM182 186H184V187H182ZM252 186H250V187H252ZM59 187H61V188H59ZM84 187V188H83ZM94 187V188H93ZM101 187V186H100ZM104 187L106 188V189H104ZM125 187H126V189H125ZM140 188L141 190H139V189H137V188ZM143 187H145V189L143 188ZM186 187V189H184ZM200 187H198V188H200ZM214 187V188H213ZM227 187V188H226ZM64 188V189H63ZM91 188V189H90ZM96 188V189H95ZM116 190H115V189ZM118 188V189H117ZM129 188V189H128ZM143 188V189H142ZM155 188H157V189H155ZM167 188V189H166ZM178 189V190H176V189ZM216 188H218V190H215ZM24 189H23V191H24ZM75 189V190H74ZM81 189H83V190H81ZM87 189H88V191H87ZM111 189V190H110ZM112 189H114V190H112ZM131 189V190H130ZM153 189H154V191H153ZM164 189H166V190H164ZM221 191H220V190ZM2 190V191H1ZM58 192H57V191ZM66 190V191H65ZM72 190V191H71ZM82 191V193H81V191ZM92 190H94V191H92ZM96 190V191H95ZM102 190V191H101ZM104 190V191H103ZM108 190V191H107ZM127 190V191H126ZM134 190V191H133ZM135 190H137V191H135ZM161 190H163V192L166 194H164ZM175 190V191H174ZM184 191V192H182V191ZM228 190H230V191H228ZM44 191V192H43ZM76 191H78V192H76ZM91 191V193H89ZM110 191V192H109ZM115 191V192H114ZM117 191V192H116ZM141 191H143L142 193H144V194H142L141 193ZM147 191V192H146ZM173 191V193H171ZM182 193H181V192ZM215 191H216V193H215ZM225 191V192H224ZM239 191V192H238ZM7 191H5V193H6ZM55 192H57V193H55ZM87 192V193H86ZM101 192L103 193V194H101ZM108 192V193H107ZM113 192V193H112ZM137 192V193H136ZM139 192H140V194H141V196H140V194H139ZM154 192V193H153ZM228 194H227V193ZM4 193V192H3ZM25 193V192H24ZM48 193H50V194H48ZM59 193H60V195H59ZM71 193V194H70ZM86 195H85V194ZM112 193V194H111ZM136 193V194H135ZM146 193H148V194H146ZM178 193V194H177ZM215 193V194H214ZM52 194H54V195H52ZM64 194V195H63ZM66 194V195H65ZM81 194H83V195H81ZM87 194H90V195H88L87 196ZM96 194H99V195H96ZM106 194L108 195V196H106ZM111 194V195H110ZM139 194V195H138ZM146 194V195H145ZM151 194V195H150ZM157 194V195H156ZM182 194V195H181ZM43 195V196H42ZM45 195H47V196H45ZM59 195V196H58ZM63 195V196H62ZM68 195V196H67ZM73 195V196H72ZM76 195L78 196V197H76ZM81 195V196H80ZM104 195V196H103ZM117 195V196H116ZM121 195V196H120ZM137 195V196H136ZM159 195V197H157ZM162 195V196H161ZM165 195V196H164ZM174 195V197H180V195H181V198H184V197H188V198H190V201H192V202H189V203H187L186 205H185V207H182V209L180 210V212L178 211V209H174V208H177V206H174V208H172V206L173 205H171V204H169V196H173ZM58 196V197H57ZM85 196V197H84ZM91 196V197H90ZM100 196V197H99ZM113 197V198H111V197ZM47 197H51V199H48L47 200ZM53 197V198H52ZM80 197V198H79ZM82 197H83V199H82ZM89 199H87V198ZM90 197V198H89ZM105 197H108V198H105ZM133 197H134V199H133ZM136 197V198H135ZM39 198H42V199H39ZM56 198H57V201H55L56 200ZM72 198V199H71ZM75 200H74V199ZM79 198V199H78ZM85 198V199H84ZM96 198V199H95ZM115 198V199H114ZM132 198V199H131ZM156 198H157V201H156ZM158 198H160V199H158ZM24 199H26L25 200V202H24ZM60 199H62V200H60ZM70 199V204H71V206L67 203V202H69L68 200ZM81 199V200H80ZM87 199V200H86ZM92 199V200H91ZM94 199V200H93ZM119 200V201H117V200ZM121 199V200H120ZM148 199V200H147ZM165 199V200H164ZM29 200H31V202L33 203V205H32V203L29 201ZM51 200H52V202H51ZM133 200V201H132ZM136 200V201H135ZM141 200V201H140ZM142 200H143V202H142ZM154 200V201H153ZM20 201H22V202H20ZM33 201H35V202H33ZM37 201V202H36ZM39 201H41V202H39ZM58 201H59V203H58ZM83 201V202H82ZM94 201V202H93ZM120 201H121V203H120ZM139 201V202H138ZM158 201H162V203H158ZM21 204H20V203ZM28 202V203H27ZM31 204H30V203ZM47 202H50V203H47ZM57 202V203H56ZM154 203V202H156L157 203V208H152L151 206H150V204L151 203ZM19 203V206L17 205ZM27 203V204H26ZM45 203V204H44ZM52 203V204H51ZM53 203H55V204H53ZM65 203V204H64ZM74 205H73V204ZM81 204V205H78V204ZM85 203V204H84ZM105 203V204H104ZM117 205H116V204ZM120 203V204H119ZM130 203H132V207H131V204ZM166 203V204H165ZM25 204V205H24ZM46 204H47V206H46ZM48 204H49V206H48ZM52 206H51V205ZM87 204V205H86ZM88 204H90V205H88ZM102 204V205H101ZM136 204H138V205H136ZM141 204V205H140ZM15 205H16V207H15ZM22 205V206H21ZM28 205V206H27ZM31 205H32V208H31ZM38 205H39V207H40V205H41V207H40V209H42V206H43V208L44 209H42V212L40 213V211L41 210H39V211H36L35 212V209L36 208H38ZM64 205V206H63ZM84 205L87 207V208H85L84 207ZM98 205V206H97ZM101 205V206H100ZM107 205H109V206H111V207H105V206H107ZM124 205V206H123ZM127 205H129V206H127ZM162 205H164V206H162ZM170 205V206H169ZM34 206V207H33ZM82 207V208H80V207ZM103 206H104V210H103ZM119 206V207H118ZM143 206V207H142ZM190 206V207H189ZM200 206H203V207H201L200 208ZM13 207H15L14 209H16V210H13L12 208ZM21 209H25V207L27 208L26 210H25V212H24V214L23 215H20V213H18V212H20L19 210H21ZM29 207V208H28ZM61 207V208H60ZM77 207H79V208H77ZM99 207V208H98ZM188 207V208H187ZM18 208V209H17ZM35 208V209H34ZM46 208V209H45ZM56 208V209H55ZM63 208H64V210H63ZM107 210H106V209ZM119 208H121V210L119 209ZM122 208H123V210H122ZM164 208V209H163ZM195 208V209H194ZM199 208V209H198ZM7 209H9L8 211H7ZM11 209V210H10ZM31 209H33V210H31ZM101 209H102V213H101ZM146 209H148V210H146ZM160 209H161V213H160ZM174 209V210H173ZM189 209V210H188ZM18 210V211H17ZM30 210L32 211V212H30ZM45 210V211H44ZM49 210V211H48ZM65 210H66V212H65ZM77 210V211H76ZM87 210V211H86ZM93 210V211H92ZM125 210H126V212H125ZM138 210V211H137ZM145 212H144V211ZM153 212H151V211ZM157 210V211H156ZM166 210V211H165ZM168 210V211H167ZM169 210H171V211H169ZM196 210V211H195ZM197 210H198V212H197ZM10 211V212H9ZM12 211V212H11ZM13 211H16V212H14L13 213ZM44 211V212H43ZM50 211H52L51 213H50ZM63 211V212H62ZM89 211V212H88ZM91 211V212H90ZM106 211V212H105ZM108 211V212H107ZM112 213H111V212ZM116 211V212H115ZM137 211V212H136ZM163 211V212H162ZM182 211H184V212H182ZM194 211H195V216L193 215L194 214ZM206 211H209V212H207L206 213ZM3 212V213H4ZM35 212V213H34ZM56 212V213H55ZM65 212V213H64ZM106 214H105V213ZM123 214H122V213ZM127 212H129V214L127 213ZM136 212V213H135ZM141 213V214H143V215H141V214H139V213ZM143 212V213H142ZM161 214H159V213ZM167 212V213H166ZM174 212V213H173ZM179 214H177V213ZM183 213V215H182V213ZM191 212H192V214H191ZM203 213V214H201V213ZM34 213V214H33ZM100 213V214H99ZM107 213H108V215H107ZM180 213H181V218H180ZM187 213H188V216H187ZM199 213V214H198ZM205 213V214H204ZM33 215V217H32V215ZM35 214H36V216H35ZM45 214V215H44ZM50 214H51V216H50ZM57 214V215H56ZM62 214V215H61ZM70 214V215H69ZM79 214V215H78ZM95 214V215H94ZM132 214V215H131ZM135 214V215H134ZM165 214V215H164ZM201 214V215H200ZM208 215V216H205V215ZM19 215H20V217H19ZM30 215H31V218H30ZM53 215H56V217H54ZM66 215H68V216H66ZM72 215V216H71ZM73 215H75L74 216V218H73ZM103 215V216H102ZM121 215V216H120ZM124 215H125V217H124ZM128 215H129V217L130 218H128ZM157 215V216H156ZM159 215V216H158ZM167 215H168V218H167ZM172 215V216H171ZM177 215V216H176ZM198 215V216H197ZM241 215V214H240ZM22 216V217H21ZM78 216V217H77ZM82 216V217H81ZM86 216V217H85ZM91 216V217H90ZM95 216V217H94ZM117 216V217H116ZM147 216V217H146ZM153 216V217H152ZM154 216H156V217H154ZM185 216H187V217H185ZM202 216V217H201ZM209 216H211V218H212V220H210V221H208V220H206L205 219V217H209ZM24 217V218H23ZM35 217V218H34ZM52 217V218H51ZM60 217H62V218H60ZM66 217V218H65ZM69 217V218H68ZM110 217V218H109ZM113 217H115V218H113ZM122 217V218H121ZM139 217H143L142 219L140 218L139 219ZM152 217V218H151ZM188 217H191V219L190 218H188ZM197 219H196V218ZM218 217V216H217ZM23 218V219H22ZM49 218V219H48ZM124 218V219H123ZM134 218V219H133ZM157 218H158V220H157ZM174 220H173V219ZM176 218V219H175ZM187 220H186V219ZM201 218V219H200ZM222 218V219H221ZM243 218V219H242ZM245 218V219H244ZM57 219V220H56ZM64 221H63V220ZM128 219V221H126ZM133 219V220H132ZM149 219V220H148ZM155 219V220H154ZM171 219V220H170ZM184 219V220H183ZM188 219H190L189 221H188ZM202 219H203V221H202ZM242 219V220H241ZM62 220V221H61ZM68 220H70V221H68ZM113 220V221H112ZM120 220H122V221H120ZM152 220H154V222L152 221ZM163 220V221H162ZM216 220V221H215ZM218 220H220V221H218ZM246 220H248V221H246ZM46 221H47V223H46ZM49 221V222H48ZM51 221V222H50ZM71 221H76V222H72L73 223V225L71 224ZM107 221V222H106ZM118 221V222H117ZM124 221V222H123ZM134 221H136V222H134ZM149 221V222H148ZM160 221V222H159ZM175 221V222H174ZM187 221V222H186ZM197 221V222H196ZM202 223H201V222ZM208 222V224H205L204 225V223L203 222ZM213 223H212V222ZM214 221H215V223H214ZM242 221V222H241ZM53 222V223H52ZM61 222V223H60ZM111 222H114V223H117L116 225L114 224V226H113V223H111ZM130 222V223H129ZM145 222H148V226H147V223H145ZM150 222H152V223H150ZM163 224H162V223ZM165 222V223H164ZM174 222V223H173ZM192 222H194V223H192ZM241 222V223H240ZM37 223V224H36ZM39 223V224H38ZM49 223V224H48ZM63 223V224H62ZM92 223V224H91ZM135 223H137V224H135ZM159 223V224H158ZM172 223V224H171ZM190 223V224H189ZM200 225H199V224ZM246 223H247V225H246ZM40 224H41V226H40ZM43 224H45L44 225V227H43ZM47 224V225H46ZM67 224V227L65 226V225ZM102 224V225H101ZM112 224V226H110V229H109V225H111ZM126 224V225H125ZM127 224H128V226H127ZM146 225V227H145V225ZM158 226H157V225ZM162 224V225H161ZM165 224V225H164ZM168 224H169V226H168ZM174 224H175V226H174ZM197 224V225H196ZM214 224V225H213ZM215 224H217L216 225V227H215ZM38 225V226H37ZM54 225V226H53ZM59 225V226H58ZM74 225H76V226H74ZM120 225V226H119ZM144 225V226H143ZM161 225V226H160ZM190 226V227H188V226ZM229 225V226H228ZM247 226V228H246V226ZM249 225V226H248ZM34 226H35V228H34ZM37 226V227H36ZM45 226H47V227H45ZM50 226V227H49ZM60 226H61V228H60ZM63 226V227H62ZM73 226V227H72ZM103 226V227H102ZM104 226H105V228H104ZM107 226V227H106ZM120 228H119V227ZM141 228H140V227ZM143 226V227H142ZM166 226L167 227H169L168 229L166 228ZM185 227V228H182V227ZM221 226V228L220 229H218L219 227ZM226 226H227V229H226ZM64 227H66V228H64ZM101 227H102V229H101ZM113 227V228H112ZM117 227V228H116ZM126 227V228H125ZM128 227H130V228H128ZM139 227V228H138ZM173 227V228H172ZM205 227V228H204ZM214 227V228H213ZM243 227V228H242ZM41 228V229H40ZM49 228V229H48ZM52 230H51V229ZM64 228V229H63ZM108 228V229H107ZM132 228H134L135 230H133ZM147 228H148V230H147ZM161 229L160 231H158L157 229ZM187 228H189L188 230H187ZM197 228V229H196ZM226 230H225V229ZM253 228V229H254ZM62 229V230H61ZM101 229V230H100ZM107 229V230H106ZM125 229V230H124ZM143 229V230H142ZM154 229V230H153ZM165 229V230H164ZM167 229V230H166ZM181 230V231H179V233H178V230ZM185 229V230H184ZM194 229V230H193ZM48 230H49V232H48ZM55 230H57V231H55ZM59 230V231H58ZM105 230H106V232H105ZM121 230H123V231H121ZM143 232H142V231ZM158 232H157V231ZM164 230V232H162ZM174 230H175V232H174ZM177 230V231H176ZM192 230V231H191ZM249 230V231H250ZM44 231V232H43ZM62 231V232H61ZM68 231V232H67ZM121 231V232H120ZM128 233H127V232ZM134 231V232H133ZM141 231V232H140ZM154 231V232H153ZM191 231V232H190ZM262 232L264 231L263 229L261 230ZM41 232H42V234H41ZM101 232H103V234L101 233ZM109 232V233H108ZM116 232V233H115ZM120 232V233H119ZM124 232V233H123ZM132 232V233H131ZM140 232V233H139ZM153 232V233H152ZM157 232V234L156 235H158V236H156L155 237V234L154 233H156ZM160 232V233H159ZM166 232V233H165ZM170 232H172V233H170ZM190 232V233H189ZM122 233V234H121ZM163 233L166 235H163ZM47 234V235H46ZM54 234V235H53ZM56 234V235H55ZM107 234V235H106ZM128 234V235H127ZM138 234V235H137ZM140 234V235H139ZM141 234H143L142 236H141ZM144 234H146L145 236H144ZM151 234V235H150ZM184 234V235H183ZM218 234V233H217ZM50 235V236H49ZM104 235V236H103ZM116 235H118V236H116ZM127 235V237H126V240L124 241V239H125V236ZM154 235V236H153ZM161 235V236H160ZM173 235V236H172ZM53 236V237H52ZM139 237V239H143V240H139L138 239V237ZM147 236V237H146ZM260 235H257V238H260L259 237ZM41 237V238H40ZM42 237H44V239L42 238ZM134 237V238H133ZM164 237H166V238H163ZM180 237V238H179ZM57 238V239H56ZM107 238V239H106ZM121 238H123V239H121ZM133 238V239H132ZM149 238V239H148ZM157 238V239H156ZM172 238V239H171ZM181 239V240H179V239ZM51 239V240H50ZM102 239V240H101ZM129 239V240H128ZM130 239H131V241H130ZM134 239H136V241L134 240ZM160 239V240H159ZM187 241H186V240ZM48 240V241H47ZM58 240H59V242H58ZM106 240V241H105ZM115 240H116V242H115ZM132 240H134V241H132ZM146 240V241H145ZM149 240V241H148ZM164 242H162V241ZM170 240V241H169ZM173 240V241H172ZM57 241V242H56ZM118 241H120V242H118ZM151 241V242H150ZM167 241H168V243H167ZM177 243H176V242ZM184 241V242H183ZM130 242H132L131 244H130ZM146 242V243H145ZM159 242V243H158ZM119 243V244H118ZM140 243V244H139ZM170 243H172V244H170ZM174 243H176L175 244V246H173L174 245ZM127 244V245H126ZM135 244V245H134ZM149 245V246H148ZM156 247H155V246ZM172 245V246H171ZM177 245V246H176ZM190 245V246H189ZM154 249H152L151 247ZM166 248H165V247ZM127 247V248H126ZM129 247V248H128ZM143 247H145V248H143ZM132 248V249H131ZM167 248H169L170 250L168 251L167 250ZM172 248V249H171ZM126 249V250H125ZM130 249V250H129ZM148 249V250H147ZM119 250H123V251H125L126 253H123V251H119ZM138 250V251H137ZM142 250V251H141ZM145 250V251H144ZM160 250V251H159ZM139 251H140V253H139ZM152 251H154V253H155V255H154V253L152 252ZM161 251H162V253H161ZM189 251H191L192 252V250H189ZM65 252V253H64ZM62 253H64V254H62ZM117 253V254H116ZM128 253H130V255L128 254ZM161 255H159V254ZM164 253V254H163ZM115 254V255H114ZM120 254H121V256H120ZM124 254H126V255H124ZM128 254V255H127ZM136 256H135V255ZM141 254V255H140ZM143 254V255H142ZM122 255H123V257H122ZM131 255H133V256H135V258L134 257H132ZM137 255H139V258H137L138 256ZM148 255H150V256H147ZM151 255H153V256H151ZM164 255V256H163ZM87 256V258H85V260L83 259L84 257H86ZM116 256V257H115ZM126 256V257H125ZM144 256V257H143ZM199 255L197 254L196 256L195 255H193L192 256V258L193 259H186V264L188 263V264H210V262L209 261H205V259H204V257H202V258H200V256L198 257ZM164 259H163V258ZM115 258V259H114ZM116 258H117V260H116ZM121 258V259H120ZM127 258V259H126ZM140 258H142V259H140ZM144 258V259H143ZM153 259V260H151V259ZM158 260H157V259ZM162 258V259H161ZM114 259V260H113ZM138 261H137V260ZM145 259H146V262H145ZM201 259V261H199ZM150 261V263H149V261ZM157 260V261H156ZM169 262H168V261ZM191 260V261H190ZM193 260H195V261H193ZM196 260H198V261H196ZM202 260H203V262H202ZM86 261H88V262H86ZM115 261V262H114ZM142 261V262H141ZM160 261V262H159ZM129 262V263H128ZM131 262V263H130ZM155 262V263H154ZM197 262V263H196ZM138 263V264H139Z\"/></svg>", "mask_w": 264, "mask_h": 264}, {"label": "bare ground", "instance_id": "bare-ground-1", "mask_svg": "<svg viewBox=\"0 0 264 264\" xmlns=\"http://www.w3.org/2000/svg\"><path fill=\"white\" fill-rule=\"evenodd\" d=\"M92 1V0H91ZM96 1V0H95ZM97 1H99V0H97ZM101 1V0H100ZM99 1V2H100ZM108 1V0H107ZM114 1V0H113ZM117 1V0H116ZM168 1V0H167ZM31 2V1H30ZM56 2V1H55ZM54 2V3H55ZM86 2V1H85ZM99 2H97V4L99 3ZM104 3L106 2V1H103ZM117 2H119V1H117ZM122 2H123V0H122ZM126 2V1H125ZM125 2H123V5H124V3ZM138 2V3H137ZM137 2H136V4L135 5H133L132 7H131V9H132V11L134 12V11H139V12H144L143 14L141 13L140 15H141V17L139 16V14L138 15H134L133 13L130 15V13H128V15L127 16H132L131 18H129V19H131L130 21H134L135 22V19H137L136 21L137 22H141V24L143 25V26H146L148 23L150 24L151 22H153L152 20H158V21H161V22H163V24L161 25V26H157L156 25V27H159V32H161V31H163L162 33H159L158 35H150L149 34V32H147L146 30L148 29V26H147V29L145 30L147 33H148V38H146V36L144 37L145 39H147V41H149V44L148 43H146V44H148L147 46H146V51H145V53H146V57L145 58H143V59H145L144 61H142L141 62V59H140V61H136L135 60V62H136V65L137 66H135V67H138V71H141L143 74H145V75H143L144 76V78L143 79H140L139 80V76L137 77V75L135 74L134 75V77H133V79L132 80H128V85H131V88L129 89L130 91H129V93H127L128 94V99H134L133 101H135V103H137L138 101H140V99L142 98V97H140V95L138 94V92H140V91H138V89L140 88V87H144V88H150L151 90L153 89H155V87L154 86H156V84L158 83V82H160V80H159V78H162L161 80H165V79H169V78H171L172 76H174V75H176L177 73L179 74L178 75V77H177V75H176V77H175V80H176V84H177V86H178V88H177V86L175 87V90H174V92H172V93H176L175 91H179V93H176V95H178V94H181V98L180 99H182V101H181V105H180V109L182 110L181 111V114L179 115L180 116V120H184L185 119V121H187L186 120V118L187 117H191V116H193V117H196V115L198 114V112H197V108H195L194 106H196L194 103H193V105H190V101L192 100V97L193 96H195L193 93H192V90L193 89H190V88H195V87H197L196 88V90L198 89V90H200V91H202V89H206L207 90V88L209 89L210 87L209 86H211L212 87V92L211 93H213V94H211L209 91H208V95H210V96H213L214 97V101H213V105H207L206 107H207V109L206 110H208L207 112L208 113H211L212 111H213V109L214 108H216V109H218V110H227V114L230 112L231 113V117L229 118L230 120H231V118H242V117H244L245 115H248L249 113H251V115H257V116H259L257 119V121H255L254 123H252V124H254V125H252V126H254L255 128L254 129H257V130H260V132L263 134L264 133V0H171V2H169V4H171V5H168L167 7H166V5H165V2H164V0L162 1H158V0H137ZM29 3V2H28ZM74 3V2H73ZM73 3H72V5H73ZM111 3H113V2H111ZM116 3V2H115ZM133 3H134V1H133ZM168 3V2H167ZM77 4V3H76ZM76 4H74V5H76ZM82 4H83V2H82ZM88 4V3H87ZM90 4H92V3H90ZM97 4L95 3L94 5H96L97 6ZM107 4V3H106ZM45 5V4H44ZM103 5V4H102ZM131 5H132V2H131ZM24 6V5H23ZM27 6V5H26ZM52 6V5H51ZM71 6V5H70ZM129 6V5H128ZM56 7V6H55ZM57 7H59V6H57ZM56 7V8H57ZM90 7V6H89ZM88 7V8H89ZM104 7V6H103ZM102 7V8H103ZM113 7H114V9H115V6H114V4H113ZM113 7H111L112 9H113ZM38 8V7H37ZM39 8L41 9V7L39 6ZM45 8V7H44ZM79 8V7H78ZM108 8H110V7H108ZM118 8V7H117ZM22 9V8H21ZM27 9H28V7H27ZM30 9V8H29ZM74 9V8H73ZM86 9V8H85ZM94 9V8H93ZM105 9H106V7H105ZM112 9H110V12L109 13H111V11H112ZM122 9V8H121ZM166 9H167V11H166ZM19 10V9H18ZM24 10V9H23ZM43 10V9H42ZM58 10V9H57ZM59 10H61V9H59ZM90 10H92L91 8H90ZM90 10H88V12H90ZM106 10H108V9H106ZM119 10V9H118ZM127 10V9H126ZM98 11V10H97ZM105 10L103 9V11H101V12H104ZM117 11V10H116ZM129 11V10H128ZM39 12V11H38ZM93 12V11H92ZM91 12V13H92ZM96 12V11H95ZM114 12V11H113ZM124 12V11H123ZM21 13V12H20ZM25 13V12H24ZM28 13H31V11H28ZM35 13V12H34ZM36 13H37V11H36ZM109 13H108V15H109ZM116 13V12H115ZM114 13V14H115ZM207 13H211V14H213V15H211L212 17H213V20H212V25H213V23L215 24V26H218V28L217 29H219L217 32H214V31H212V30H210V28L208 27V23H207V21L209 20L208 19V15H207ZM57 14H59V13H57ZM61 14H62V12H61ZM82 14V13H81ZM80 14V15H81ZM86 14V13H85ZM95 14V13H94ZM97 14V13H96ZM105 14V13H104ZM111 14H113V13H111ZM113 14V15H114ZM125 14H127V13H125ZM124 14V15H125ZM22 15V14H21ZM83 15V14H82ZM210 15V14H209ZM28 16V15H27ZM31 16H32V14H31ZM90 16V15H89ZM102 17H103V15H101ZM126 16V17H127ZM105 17V16H104ZM107 17V16H106ZM32 18V17H31ZM86 18H88L87 16H86ZM94 18V17H93ZM92 18V19H93ZM122 19H123V17H121ZM25 19H27V18H25ZM82 19V18H81ZM95 19V18H94ZM97 19V18H96ZM126 19V18H125ZM35 20V19H34ZM91 20V19H90ZM89 20V22H93V20L92 21H90ZM109 20V19H108ZM113 20V19H112ZM115 20H117V19H115ZM114 20V21H115ZM56 21V20H55ZM59 21V20H58ZM62 22V24H64V22H63V20H61ZM86 21V20H85ZM97 22H98V20H96ZM120 21L122 22L123 20H121L120 19ZM28 22H29V20H28ZM57 22V21H56ZM55 22V23H56ZM78 22V21H77ZM102 22V21H101ZM113 22V21H112ZM116 22V21H115ZM119 22V21H118ZM124 22V21H123ZM128 22V21H127ZM155 22V21H154ZM157 22V21H156ZM209 22V21H208ZM27 23V22H26ZM53 23V22H52ZM51 23V24H52ZM83 24H84V22H82ZM82 23H80V24H82ZM85 23H88V22H85ZM96 22L94 21V24H95ZM125 23V22H124ZM210 23V22H209ZM44 24V23H43ZM46 24V23H45ZM45 24L44 25H42V26H45ZM50 24V25H51ZM100 24V23H99ZM98 24V25H99ZM103 24V23H102ZM102 24H100V26L102 25ZM111 24V23H110ZM109 24V25H110ZM114 24V23H113ZM120 24V23H119ZM126 24V23H125ZM146 24V25H145ZM207 24V25H206ZM50 25H49V27H50ZM52 25H54V24H52ZM85 25V24H84ZM88 25H91L90 23H88ZM88 25H86V26H88ZM97 25V24H96ZM118 25V24H117ZM117 25H115V28H118V26ZM131 25V24H130ZM129 25V26H130ZM211 25V26H212ZM7 26H8V24H7ZM7 26H5V27H7ZM9 26H10V23H9ZM8 26V27H9ZM12 26V25H11ZM15 26V25H14ZM14 26H12L13 28H14ZM21 26V25H20ZM24 26V25H23ZM32 26V25H31ZM60 26V25H59ZM58 26V27H59ZM73 26V25H72ZM75 26V25H74ZM83 26V25H82ZM82 26H80V28L82 27ZM117 26V27H116ZM123 26H125V25H123ZM151 27H152V25H150ZM214 26V27H215ZM7 27V28H8ZM37 27V26H36ZM55 27H56V25H55ZM63 27V26H62ZM69 27V26H68ZM77 27H79V26H77ZM101 27H105V26H101ZM114 26L112 25L111 26V28H113ZM132 27H133V25H132ZM6 28V29H7ZM19 28V27H18ZM29 28V27H28ZM39 28H42V27H39ZM46 28H48L47 26H46ZM64 28V27H63ZM72 28V27H71ZM79 28V29H80ZM85 28V27H84ZM92 28V27H91ZM97 28H98V26H97ZM96 28V29H97ZM124 29H125V27H123ZM150 28V27H149ZM154 29H155V26L153 27ZM4 29L5 28H3V30H2V32H4ZM9 29H11V27L9 28ZM57 29V28H56ZM69 29V28H68ZM75 29V28H74ZM87 29H89V28H87ZM99 29V28H98ZM104 29V28H103ZM122 29V28H121ZM127 29V28H126ZM129 29H132V28H129ZM138 30H139V28H137ZM151 29V28H150ZM13 30V29H12ZM11 30V31H12ZM24 30V29H23ZM41 30V29H40ZM54 30V29H53ZM53 30H50V31H52L53 32ZM71 30V29H70ZM157 30V29H156ZM9 31V30H8ZM8 31H7V33H8ZM37 31V30H36ZM39 31V30H38ZM42 31V30H41ZM45 31V30H44ZM49 31V32H50ZM63 31H65L64 29H63ZM76 31V30H75ZM77 31H78V29H77ZM80 31V30H79ZM79 31L77 32V33H79ZM82 31H84V29L82 30ZM81 31V32H82ZM88 31V30H87ZM90 31H92V30H90ZM101 31V30H100ZM99 31V32H100ZM111 31V30H110ZM117 31V30H116ZM124 31V30H123ZM135 31V30H134ZM2 32H0V33H2ZM13 32V31H12ZM18 32V31H17ZM30 32V31H29ZM52 32H50V34L49 35H51L52 34ZM58 32H60V31H58ZM81 32L79 33L80 35H82L81 34ZM95 32V31H94ZM103 32V31H102ZM102 32H100L99 34H102ZM136 32V31H135ZM158 32V31H157ZM4 33H6V32H4ZM3 33V34H4ZM16 33V32H15ZM32 33V32H31ZM38 33V32H37ZM44 33V32H43ZM83 34L85 33V31L84 32H82ZM88 33V32H87ZM103 33H105V32H103ZM116 33V32H115ZM114 33V34H115ZM120 33V32H119ZM124 33L126 34V33H128L127 32V30H126V32L124 31ZM17 34V33H16ZM16 34H14V35H16ZM39 35H40V33H38ZM59 34H61V32L60 33H58V36H59ZM65 34V33H64ZM71 34V33H70ZM79 34H77V35H79ZM90 34V33H89ZM92 34V33H91ZM94 34V33H93ZM121 34V33H120ZM152 34H154V33H152ZM161 34H163V36H161ZM1 35V34H0ZM23 35V34H22ZM53 36H54V34H52ZM52 35H51V37H52ZM66 35V34H65ZM64 35V36H65ZM76 35V34H75ZM75 35H73V37L71 38V39H74L75 37ZM76 35V37H78ZM129 35V34H128ZM133 35H134V33H133ZM4 36V35H3ZM2 36V37H3ZM20 36V35H19ZM31 36H34V34L33 35H31ZM37 36V35H36ZM41 36H44V35H41ZM69 36V35H68ZM67 36V37H68ZM84 36L86 37V35L84 34ZM104 36V35H103ZM109 36V35H108ZM125 36V35H124ZM123 36V37H124ZM1 37V38H2ZM11 38H12V35L10 36ZM48 37V36H47ZM46 37V38H47ZM50 37V36H49ZM48 37V38H49ZM60 37V36H59ZM63 37V36H62ZM105 37V36H104ZM131 37V36H130ZM143 37V36H142ZM5 38V37H4ZM8 38V37H7ZM6 38V39H7ZM14 38V40H16V36H14L13 37ZM12 38V39H13ZM36 38V37H35ZM34 38V39H35ZM48 38H47V40H48ZM86 38H88V36L86 37ZM85 38V39H86ZM110 38V37H109ZM108 38V39H109ZM112 38H114V37H112ZM19 39V38H18ZM31 39V38H30ZM50 39V38H49ZM56 39V38H55ZM76 39V38H75ZM115 39H116V37H115ZM131 39V38H130ZM136 39V38H135ZM139 39H143V38H139ZM139 39H136V40H139ZM5 40V39H4ZM31 40H33V39H31ZM38 40V39H37ZM51 40H53V39H51ZM50 40V41H51ZM57 40V39H56ZM65 40V39H64ZM81 40V42L83 41L81 38H79V41ZM92 40V39H91ZM90 40V42L92 43V41ZM98 40V39H97ZM100 40H101V38H100ZM99 40V41H100ZM107 40V39H106ZM105 40V41H106ZM113 40V39H112ZM117 40V39H116ZM127 40V39H126ZM133 40V39H132ZM135 40V41H136ZM2 41H3V39H2ZM6 41V40H5ZM39 41H40V39H39ZM78 41V40H77ZM120 41H121V39H120ZM123 41H125V40H123ZM134 41V40H133ZM141 41V40H140ZM143 41L144 42H146L144 39H143ZM142 41V42H143ZM4 42V41H3ZM8 42H11V41H8ZM15 42V41H14ZM19 42V41H18ZM38 42V41H37ZM43 42H47V41H43ZM80 42V43H81ZM87 42V41H86ZM89 42V41H88ZM111 42V41H110ZM110 42H109V44H110ZM114 42H115V40H114ZM119 42V41H118ZM131 42V41H130ZM139 42V41H138ZM16 43V42H15ZM36 43V42H35ZM42 43V42H41ZM49 43V42H48ZM51 43V42H50ZM49 43V44H50ZM54 43V42H53ZM58 43H60V46H62L61 44V42H58ZM68 43V42H67ZM66 43V44H67ZM73 43H75V42H73ZM94 43V45L96 44L95 43V41L93 42ZM92 43V44H93ZM102 43V42H101ZM100 43V44H101ZM125 43V42H124ZM4 44V43H3ZM13 44V43H12ZM19 44V43H18ZM28 44H30V43H28ZM28 44H26V45H28ZM32 44V43H31ZM37 44V43H36ZM48 44V45H49ZM52 44V43H51ZM65 44V45H66ZM86 44H88V43H86ZM8 45V44H7ZM16 45H17V43H16ZM43 45V44H42ZM54 46L56 45V43L55 44H53ZM59 44H57V46H58ZM64 45V44H63ZM65 45H64V47H65ZM70 45V44H69ZM68 45V47L70 48V46ZM80 45V44H79ZM83 45V44H82ZM85 45V44H84ZM97 45V44H96ZM105 45V44H104ZM117 45V44H116ZM122 45H123V43H122ZM128 45V44H127ZM127 45L125 44L123 47L124 48H126L127 47ZM134 45H135V43H134ZM4 47H6L5 46V44L3 45ZM14 46V48H15V45H13ZM29 46V45H28ZM27 46V47H28ZM67 46V45H66ZM93 46V45H92ZM113 46V45H112ZM126 46V47H125ZM129 46V45H128ZM133 46V45H132ZM10 47H11V45H10ZM42 47V46H41ZM48 47V46H47ZM50 47H52L51 45H50ZM50 47L48 48V49H50ZM78 48H79V46H77ZM82 46H80V48H81ZM84 47V46H83ZM82 47V48H83ZM102 47V46H101ZM114 47V46H113ZM112 47V48H113ZM134 47V46H133ZM138 47V46H137ZM3 48V47H2ZM9 48V47H8ZM13 48V49H14ZM38 48H39V46H38ZM55 48H57V47H55ZM62 48H63V46H62ZM67 48V47H66ZM89 48H91V47H89ZM108 48H109V46H108ZM120 47H118V49H119ZM209 48V51H207L208 52V54H212L213 52H214V54H212V55H210L209 57H206V55H205V53L204 54H202L203 53V51L204 50H206V49H208ZM7 49V48H6ZM5 49V50H6ZM11 49V48H10ZM17 49V48H16ZM60 49V48H59ZM58 49V50H59ZM98 49V48H97ZM116 49V48H115ZM121 49H123L122 48V46H121V48H120V50ZM127 50H128V52L129 51H131V50H134L133 48H126ZM126 49H124L123 51L125 52L126 51ZM1 50V49H0ZM3 50V49H2ZM1 50V51H2ZM15 50V49H14ZM25 50H26V48H25ZM30 50V49H29ZM34 50V49H33ZM68 50V49H67ZM70 50H71V48H70ZM70 50H69V52H70ZM73 50H74V47H73ZM94 50H96V49H94ZM94 50H92V52H95ZM102 50V49H101ZM105 50V49H104ZM108 49H106L105 51H107ZM142 50H143V48H142ZM7 51V50H6ZM12 51V50H11ZM31 51V50H30ZM30 51H28V53H30ZM41 51V50H40ZM39 51V52H40ZM43 51V50H42ZM50 51V50H49ZM49 51H48V55H49ZM54 51H56V50H54ZM53 51V52H54ZM77 51L78 50H76V53H77ZM80 51V50H79ZM81 51H82V49H81ZM90 51V50H89ZM113 51V50H112ZM111 51V49H110V53L112 52ZM122 51V50H121ZM122 51V52H123ZM16 52H17V50H16ZM22 51H20V53H21ZM26 52V51H25ZM38 52V53H39ZM46 52L47 51H45V54H46ZM59 52V51H58ZM67 52V51H66ZM91 52V51H90ZM98 52H99V50H98ZM109 52V51H108ZM137 52H139V51H137ZM143 52V51H142ZM157 52H159L160 53V55H161V59H160V57H157L158 59L156 60V59H154L152 56H156V54L155 53H157ZM19 53V52H18ZM51 54H52V52H50ZM55 53V52H54ZM63 53H65V52H63ZM82 53H85V50H84V52H82ZM87 53V52H86ZM89 53V52H88ZM129 53H132V52H129ZM134 53V52H133ZM135 53H136V51H135ZM139 53H141V52H139ZM6 54H8L9 55V53L7 52ZM59 54V53H58ZM70 54L71 53H69V55L68 56H70ZM74 54H75V52H74ZM107 54V53H106ZM112 54V53H111ZM121 54V53H120ZM207 54V53H206ZM2 55V54H1ZM24 55V54H23ZM37 55V54H36ZM39 55V54H38ZM47 55V54H46ZM60 55V54H59ZM66 55V54H65ZM82 55V54H81ZM95 55H97L96 53H95ZM94 54L92 55V56H95ZM124 55H126L125 57H124ZM132 55V54H131ZM130 54H129V56H128V54H122L121 56H123V58H126V59H128V57H130L131 56ZM138 55V54H137ZM145 55V54H144ZM178 55H179V57H178ZM5 56V55H4ZM10 56L12 57V55L10 54ZM26 56V55H25ZM34 56V55H33ZM50 56V55H49ZM55 57H57L58 58V56H56V55H54ZM91 55H90V53H89V56H87V58L89 57V59L92 57H90ZM109 56L111 57V55L109 54ZM116 57L118 56V55H115ZM128 56V57H127ZM136 56V55H135ZM151 56V57H150ZM159 56V55H158ZM64 57V56H63ZM78 57V56H77ZM81 57V56H80ZM96 57V56H95ZM119 57V56H118ZM139 57V56H138ZM138 57H136V58H138ZM141 57V56H140ZM6 58V57H5ZM7 58H8V56H7ZM10 58V57H9ZM18 59H19V57H17ZM43 59V57H39V59ZM47 58V57H46ZM45 58V59H46ZM72 58H74V57H72ZM71 58V56H70V59H72ZM76 58V57H75ZM85 58V57H84ZM99 58V57H98ZM113 58V57H112ZM132 58H133V56H132ZM165 58H167V60H165ZM177 58H180V59H177ZM30 59V58H29ZM38 59V58H37ZM38 59V60H39ZM40 59V60H41ZM50 59H52V58H50ZM61 59V58H60ZM80 59V58H79ZM142 59V60H143ZM17 60V59H16ZM28 60V59H27ZM26 60V61H27ZM37 60V61H38ZM49 60V59H48ZM63 60V59H62ZM65 60V59H64ZM73 60V59H72ZM78 60V59H77ZM86 59H84L83 60V62L85 61ZM88 60V59H87ZM92 61H91V63H90V66H93L94 64V67H92V69H90V71H88V73H92L93 72V70L95 69L96 70V73H98L97 71H99L100 73H101V76L100 77H102V76H104V74H106V73H104L103 74V71H105V70H107V69H109L108 71H110L111 70V73H112V75L111 76H113L114 77V79H115V77H116V80H117V78L118 79H120V80H123V78H124V76H122V73L120 72V69L122 68H120V64H121V62H120V64H116V63H114L113 61H116L115 60V58H114V60L111 62L108 58H107V56L106 57H103L102 56V58H100L99 60H97L96 62H95V60L94 59H91ZM118 60V59H117ZM129 60H131V59H129ZM165 60V61H164ZM2 61V60H1ZM23 61H25L24 59L21 61V63L23 62ZM50 61V60H49ZM52 61V60H51ZM56 61V60H55ZM60 61V60H59ZM68 61V60H67ZM80 61H82V60H80ZM119 61V60H118ZM125 61V60H124ZM134 61V60H133ZM12 62H14V60L12 61ZM42 62H44L45 63V61L43 60ZM63 62V65L62 64H60V66L62 65L63 67H65V68H63L64 69V72L65 71H67L68 72V69H69V63L68 62H64V61H62ZM75 62H77V61H75ZM74 62V63H75ZM78 62H79V60H78ZM3 62H1V64H2ZM29 63H31L30 61L27 63V64H29ZM35 63H36V61H35ZM48 63V62H47ZM82 63V62H81ZM118 63V62H117ZM130 63H131V61H130ZM189 63H190V66H189V68H190V70H192L194 73H192V75L193 74H197L198 75V79L197 80H195V79H193V80H191V79H189V78H187V74H186V72H185V68H184V66H186V64H188L189 65ZM17 64V63H16ZM42 65H43V63H41ZM53 64V63H52ZM83 64V63H82ZM129 64V63H128ZM133 64V63H132ZM132 64H130V65H132ZM156 65V66H159L160 64H162L163 65V69L161 70V69H159L160 71H155L156 70V66H154V65ZM3 65L4 64H2V68H4L3 67ZM6 65V64H5ZM4 65V66H5ZM21 65H23V64H21ZM55 65H57V64H55ZM74 65V64H73ZM79 65H80V63H79ZM129 65V66H130ZM17 66V65H16ZM19 66H20V63H19ZM29 67H30V65H28ZM59 66V67H60ZM61 66V67H62ZM84 66V65H83ZM133 66V65H132ZM7 66H5V68H6ZM15 66H13V68H14ZM40 67V66H39ZM53 67V66H52ZM60 67V68H61ZM71 67H72V65H71ZM74 67L75 66H73V70H74ZM86 67V66H85ZM123 67H124V65H123ZM134 67V68H135ZM11 68V67H10ZM44 68V67H43ZM57 68V67H56ZM76 68H78V66L76 67ZM125 68V67H124ZM7 69V68H6ZM16 69V68H15ZM22 69H24V68H22ZM31 69V68H30ZM33 69H36L35 67L33 68ZM50 69V68H49ZM49 69H47V70H49ZM54 70L55 71V69L54 68H51L50 70ZM62 69V70H63ZM78 69H80V68H78ZM81 69H82V66H81ZM86 69V68H85ZM104 69V70H103ZM3 70V69H2ZM37 70V69H36ZM62 70L60 71V72H62ZM84 70V69H83ZM158 70V69H157ZM12 71H14V70H12ZM32 71H34V70H32ZM38 71V70H37ZM41 71H43V70H41ZM58 71V70H57ZM76 71H78V70H76ZM121 71H122V69H121ZM130 71V70H129ZM131 71H133V70H131ZM3 72V71H2ZM1 72V73H2ZM19 71H18V69H17V74H20V73H18ZM35 72V71H34ZM46 72V71H45ZM49 71H47V73H48ZM84 72V71H83ZM82 72V73H83ZM157 72V73H156ZM189 72V71H188ZM9 73V72H8ZM11 73V72H10ZM15 73V72H14ZM33 73V72H32ZM43 74H44V72H42ZM59 72H57L56 74H58ZM79 73V72H78ZM87 73V74H88ZM126 73H128V72H126ZM130 73V72H129ZM142 73H140V74H142ZM40 75H42L41 73H39ZM51 74V73H50ZM55 74V73H54ZM67 74H69V73H67ZM66 74V75H67ZM81 74V73H80ZM84 74H85V72H84ZM109 74V73H108ZM156 74V75H155ZM6 75V74H5ZM10 75V74H9ZM23 75H24V73H23ZM33 75H35V74H33ZM47 75V74H46ZM53 75V74H52ZM71 75V74H70ZM77 75V74H76ZM75 75V77H77ZM107 75V74H106ZM139 75V74H138ZM8 76V75H7ZM14 76H15V74H14ZM19 76V75H18ZM43 76V75H42ZM47 76H49V75H47ZM46 76V77H47ZM62 76V75H61ZM80 76V75H79ZM78 76V77H79ZM87 76V75H86ZM88 76H91V75H88ZM93 76H95L96 77V79H97V77L98 76H96V75H93ZM194 76V75H193ZM6 77V76H5ZM31 77V76H30ZM29 77V78H30ZM36 77H37V75H36ZM55 77H57V76H55ZM66 77V76H65ZM70 77V76H69ZM84 77V76H83ZM110 77V76H109ZM131 77V76H130ZM0 78H3L4 79V76L3 77H1V75H0ZM8 79H9V77H7ZM12 78V77H11ZM50 78H51V76H50ZM52 78H54V77H52ZM67 78V77H66ZM86 78V77H85ZM104 78V77H103ZM153 79L154 80V78H156L154 81H150L149 79ZM163 78H165V79H163ZM173 78V77H172ZM169 79L170 81H172L173 79ZM22 79V78H21ZM38 79H39V77H38ZM37 79V80H38ZM62 79H64V77L62 78ZM34 80V79H33ZM37 80H36V82H37ZM82 80V79H81ZM85 80V79H84ZM102 80V78L100 79V81ZM120 80H117V81H120ZM219 80H221L220 82H219ZM1 81V80H0ZM8 81V80H7ZM20 81V80H19ZM23 81V80H22ZM28 81V80H27ZM26 81V82H27ZM35 81V80H34ZM42 81V80H41ZM40 81V82H41ZM45 81V80H44ZM63 81V80H62ZM61 81V82H62ZM88 81V80H87ZM112 81V80H111ZM16 82H17V77H16ZM39 82V83H40ZM48 81L46 80V83H47ZM58 82H60V81H58ZM58 82H57V84H58ZM84 82V81H83ZM163 82V81H162ZM23 83V82H22ZM28 83V82H27ZM27 83L25 84V85H23V87L24 86H26L27 85ZM31 83H33V82H31ZM30 82L28 83L29 85L31 84ZM38 82L36 83V85L37 84H39ZM43 83V82H42ZM98 83V82H97ZM115 83V82H114ZM117 83V82H116ZM124 83V82H123ZM167 83V82H166ZM165 83V85H167ZM172 83V82H171ZM34 85H35V83H33ZM60 84H62V83H59L58 85H60ZM63 84H64V82H63ZM90 84H93V83H90ZM96 84V83H95ZM224 87V88H220V86L221 85ZM13 85V84H12ZM20 85H22V84H20ZM57 85V86H58ZM66 85V84H65ZM84 87H85V85H84V83L82 84ZM171 85V84H170ZM81 86V85H80ZM88 86V85H87ZM91 86V85H90ZM95 86V85H94ZM113 86V85H112ZM112 86H111V91L109 92L110 94H112V96H113V92H112ZM164 86V85H163ZM221 86V87H222ZM20 87V86H19ZM23 87H22V90H25V89H27L26 87H28V86H26L25 87V89H23ZM51 85L49 84L48 86H45V87H43V85L41 84V85H37L36 87H31V89L30 88H28V90H29V94L26 96V95H22V93H20L19 94V102L21 101V99H24L25 101L27 100V99H29V98H32V97H34V95H37V96H39V98H44V99H47V97H49L50 96V98H48L49 100H51V101H45L44 99H42L43 101H41V102H39V103H41V106H43V105H45V107H47V109L50 111L49 113H47L45 116H47L48 115V117H51V115H52V113H54L56 110H57V108L58 107H60V106H58V104H59V99L56 101V100H54L53 99V97H51L52 95H51V93L53 92V91H50V89H51ZM63 87V86H62ZM66 87V86H65ZM64 87V88H65ZM69 87V86H68ZM93 87V86H92ZM98 87V86H97ZM102 87V86H101ZM125 87V86H124ZM169 87V86H168ZM171 87H172V85H171ZM17 88H18V86H17ZM17 88H13L9 83H7L6 81H1L0 82V95H4V94H6L8 91H13L15 94H16V92L18 91V90H16ZM59 88H61V87H59ZM63 88V89H64ZM71 88H73V87H71ZM75 88V87H74ZM73 88V89H74ZM89 88V87H88ZM91 88V87H90ZM100 88V87H99ZM98 88V89H99ZM103 88V87H102ZM117 88V87H116ZM115 88V89H116ZM122 88V87H121ZM174 88V87H173ZM57 89V88H56ZM62 89V88H61ZM60 89V90H61ZM77 89V88H76ZM76 89H74V90H76ZM82 88H80V91H82V90H84V89H82ZM92 89H94V88H92ZM104 89V88H103ZM108 89V88H107ZM114 89V90H115ZM124 89V88H123ZM141 89V88H140ZM177 89H179V90H177ZM15 90H16V92H15ZM53 90L55 91V88H53ZM57 90H59V89H57ZM78 91H79V89H77ZM100 90H101V88H100ZM149 90V89H148ZM158 90V89H157ZM157 90L155 91V92H157ZM195 90V91H196ZM210 90V89H209ZM70 91V89H67V92H69ZM89 91V90H88ZM117 91H118V89H117ZM119 91H120V89H119ZM124 91V90H123ZM123 91H122V93H123ZM163 91V90H162ZM161 90H160V92H162ZM6 92V93H5ZM20 92V91H19ZM27 92V91H26ZM76 92V91H75ZM87 92V91H86ZM86 92H84V93H86ZM93 92V91H92ZM92 92H90V94L92 93ZM98 92V91H97ZM100 92V91H99ZM153 92V91H152ZM165 92V91H164ZM194 92V91H193ZM64 93V92H63ZM80 93V92H79ZM83 93V94H84ZM101 93V92H100ZM99 93V94H100ZM103 93V92H102ZM109 93H107L108 94V97L110 96V94ZM118 93V92H117ZM117 93H115V94H117ZM121 93V94H122ZM169 93V92H168ZM197 93V92H196ZM10 94H11V92H10ZM17 94H18V92H17ZM26 94V93H25ZM55 94H56V92H55ZM65 94V93H64ZM72 94L73 93H71V96H72ZM75 94H77V93H75ZM82 94V95H83ZM141 94V93H140ZM144 94V93H143ZM153 94V93H152ZM157 94V93H156ZM162 94V93H161ZM171 94V93H170ZM199 94V93H198ZM197 94V95H198ZM201 94H202V92H201ZM56 95H58V94H56ZM66 95V94H65ZM81 95V94H80ZM98 95V94H97ZM104 95V94H103ZM124 95H126V94H124ZM146 96H147V94H145ZM149 95V94H148ZM150 95H151V93H150ZM149 95V98L151 97ZM175 95V96H176ZM207 95V94H206ZM16 96H18V95H16ZM59 96V95H58ZM67 96V95H66ZM65 96V98L67 99V97ZM74 96V95H73ZM142 96V95H141ZM153 96V95H152ZM155 96H157V95H155ZM167 96V95H166ZM172 96V95H171ZM174 96V97H175ZM180 96V95H179ZM179 96L177 97V98H179ZM199 96V95H198ZM201 96V95H200ZM14 98H16L15 96H13ZM64 96H62V98H63ZM78 97H80V96H78ZM116 97V96H115ZM115 97H113V98H115ZM154 97V96H153ZM202 97V96H201ZM0 98H2V101L0 102V175L1 174H7V173H10V172H8V170H9V168H10V164L13 162V160L14 159H16V158H18V157H23V159H22V162L21 161H17L15 164H14V166L15 165H17V167H16V169L15 170H13L14 172H15V175L16 176H18V178L19 177H21V175L22 174H24V173H27L28 175L30 174V176L32 177V178H37L38 176H40V177H42L43 176V174L45 173V170L46 169H44V168H46V167H48V164H50V161H53L52 160V156H53V154H54V150H55V147H56V149H57V147H59L58 146V144L64 139V138H66V137H68L69 138V133L73 130L72 129V126H71V124H70V122H68V120H67V117L65 118V119H58V117H56V118H53V117H51L50 118V124H46V123H44V124H42L41 125V122L42 121H40V120H42V119H40V120H37L40 116L38 115L37 117L34 115V117L35 118H37V119H34V120H32V119H30V117H31V115H30V117L27 115V116H24V115H22V114H20V110L17 108V110L16 109H11V105H9V103H7L4 99H5V97L4 96H2V97H0ZM12 98V97H11ZM10 98V99H11ZM38 98V99H39ZM55 98V97H54ZM69 98V97H68ZM85 98V97H84ZM96 97H94L93 99H88V101L86 102L85 101V104H84V100H83V107L82 108H78L79 107V105H76V102L77 101H75V100H77V99H73V100H68V102H69V104L67 105V107L69 106V108H67L68 109V114L67 115H72V116H74L75 117V119H76V124L78 125V126H76V127H78V128H81V129H85L86 130V128H88V126L90 125V124H92V123H97V122H102L103 121V118H104V116L107 114V113H110V111L111 110H117V111H122L121 109V105H119L118 104V98L119 97H116L117 98V100L116 101H111V102H105V101H103L102 99H95ZM126 98V97H125ZM152 98V97H151ZM155 98V97H154ZM165 98V97H164ZM176 98V99H177ZM8 99V98H7ZM56 99V98H55ZM168 99V98H167ZM172 99H174V98H171L170 100H172ZM197 99V98H196ZM61 100V99H60ZM65 100V99H64ZM150 100V99H149ZM161 100V99H160ZM166 100V99H165ZM169 100V99H168ZM198 100V99H197ZM196 100V101H197ZM204 100H206L207 101V98L206 99H203L202 101H204ZM9 101V100H8ZM13 101H14V99H13ZM27 101H29V100H27ZM26 101V102H27ZM126 101V100H125ZM167 101V100H166ZM211 101H212V99H211ZM22 102V101H21ZM26 102H24L25 104H26ZM62 102V101H61ZM67 102V103H68ZM146 102V101H145ZM145 102L143 103V104H145ZM159 102H161V101H159ZM173 102V101H172ZM28 103H30V101L28 102ZM33 103H35V102H33L32 101V104ZM66 103V104H67ZM122 103H124V102H122ZM129 103V102H128ZM176 103H177V100H176ZM205 103V102H204ZM150 104V103H149ZM152 104H154V103H152ZM156 104V103H155ZM166 104V106L169 104V101H168V104L167 103H165ZM16 105V104H15ZM23 105V104H22ZM21 105V106H22ZM29 105V104H28ZM81 105H82V103H81ZM85 105V106H84ZM125 105H126V102H125ZM138 105V104H137ZM170 105V104H169ZM19 106V105H18ZM26 105H24L23 106V108L25 107ZM130 106V105H129ZM128 106V107H129ZM155 106V105H154ZM162 106V105H161ZM173 106V105H172ZM179 106V105H178ZM7 107V108H6ZM34 107V106H33ZM36 107V106H35ZM38 107H40L39 106V104H38ZM37 107V108H38ZM66 107V106H65ZM128 107H126L127 109H128ZM132 107L133 106H131L129 109H132ZM143 107H145V106H143ZM151 107H152V105H151ZM157 107H159V108H161L160 107V105L158 106L157 105ZM162 107H164V105L162 106ZM170 107H171V105H170ZM196 107H198V106H196ZM205 107V106H204ZM16 108V107H15ZM32 108V107H31ZM126 108H124L125 110H126ZM146 108V107H145ZM166 108H168V107H166ZM171 108H173V107H171ZM199 108H201V107H199ZM26 109V108H25ZM29 109V108H28ZM27 109V110H28ZM34 109V108H33ZM40 109H42V108H40ZM123 109V110H124ZM137 109V108H136ZM138 109H140V108H138ZM137 109V110H138ZM151 109V108H150ZM156 109H158V108H156ZM165 109V108H164ZM170 109V108H169ZM202 109V108H201ZM215 109V110H216ZM30 110V109H29ZM28 110V111H29ZM43 110H44V108H43ZM124 110V111H125ZM133 110V109H132ZM143 110V108L141 109V111ZM148 110H149V108H148ZM166 110V109H165ZM164 110V112H166ZM171 110V109H170ZM169 110V111H170ZM59 111V110H58ZM64 111V110H63ZM152 111V112H151ZM155 111H160V109L159 110H155ZM168 111V112H169ZM204 111V110H203ZM22 112V111H21ZM25 113H26V111H24ZM24 112H23V114H24ZM148 112H151L152 114H154L153 113V110L151 109L150 111H148ZM147 112V113H148ZM163 112V113H164ZM175 112V111H174ZM215 112V111H214ZM213 112V113H214ZM34 113H35V111H34ZM33 113V114H34ZM38 113H39V110H38ZM45 113V112H44ZM51 113V114H50ZM112 113H113V111H112ZM132 113V112H131ZM143 114H144V112H142ZM146 112H145V114H147ZM150 113V114H151ZM179 113V112H178ZM30 114V113H29ZM32 114V115H33ZM40 114V113H39ZM62 114V113H61ZM122 114H124V113H122ZM127 114V113H126ZM125 114V115H126ZM157 115L159 114L158 112L156 113ZM171 114V113H170ZM172 114H173V112H172ZM175 114V113H174ZM43 115V114H42ZM41 115V116H42ZM54 115H56V114H54ZM60 115V114H59ZM58 115V116H59ZM66 115V114H65ZM119 115H121V114H119ZM127 115H129V113L127 114ZM138 115H140L139 114V111H138ZM137 114H136V116H138ZM142 115V114H141ZM178 115V114H177ZM213 115V114H212ZM215 115V114H214ZM255 115V116H256ZM117 116H118V112H117ZM150 116V115H149ZM160 116V115H159ZM173 116V115H172ZM204 117H208L209 116V114H204L203 115ZM218 116V115H217ZM256 116V117H257ZM33 117V116H32ZM31 117V118H32ZM47 117V118H48ZM109 117V116H108ZM123 117V116H122ZM124 117H126V116H124ZM123 117V118H124ZM143 117H144V115H143ZM148 117V116H147ZM214 117V116H213ZM219 117V116H218ZM220 117H223V116H220ZM220 117H219V119H220ZM249 117V116H248ZM253 117V116H252ZM42 118V117H41ZM45 118V117H44ZM47 118L45 119V120H47ZM131 118V117H130ZM138 118V117H137ZM170 118V117H169ZM168 118V120H171V118L169 119ZM184 118V119H183ZM201 118V117H200ZM209 118V117H208ZM207 118V119H208ZM217 118V117H216ZM215 118V119H216ZM226 118V117H225ZM251 118V117H250ZM49 119V118H48ZM119 119V118H118ZM122 119V118H121ZM126 119V118H125ZM149 119V118H148ZM152 119V118H151ZM151 119H149V120H151ZM160 119H161V117H160ZM210 119H211V117H210ZM218 119V120H219ZM222 119V118H221ZM224 119V118H223ZM248 119V118H247ZM32 120V121H31ZM102 120V121H101ZM114 120V119H113ZM113 120H112V122H113ZM116 120V119H115ZM120 120V119H119ZM124 120V119H123ZM205 120V119H204ZM204 120H202L203 122H204ZM214 120V119H213ZM227 120V119H226ZM39 121V122H38ZM127 121V120H126ZM138 121V120H137ZM144 121V120H143ZM142 121V122H143ZM148 121V120H147ZM153 121V120H152ZM152 121H151V123H152ZM197 121V120H196ZM201 120H199L198 119V122H200ZM215 121V120H214ZM217 121V120H216ZM237 121H239V120H237ZM247 121H249V119L247 120ZM47 122H48V120H47ZM103 122H105V121H103ZM128 122V121H127ZM132 122V121H131ZM145 123H146V120L144 121ZM157 122V121H156ZM167 122H169V121H167ZM205 122H206V120H205ZM208 122V121H207ZM209 122H210V120H209ZM213 122V121H212ZM224 122V121H223ZM228 122H233V120H231V121H228ZM228 122H226V123H228ZM250 122V121H249ZM248 122V123H249ZM62 123H65L66 124V128H64V129H61L60 127L61 126H63V125H61ZM72 123V122H71ZM108 123V122H107ZM123 123H125V122H123ZM136 123V122H135ZM181 123V122H180ZM186 123V122H185ZM225 123V124H226ZM250 123V124H251ZM20 124H22V126H26V127H21V125ZM64 124V125H65ZM97 124H99V123H97ZM105 124V123H104ZM122 124V123H121ZM139 124V123H138ZM137 124V125H138ZM173 124V123H172ZM184 124V123H183ZM188 124V123H187ZM195 124V123H194ZM193 124V125H194ZM202 124V123H201ZM204 124V123H203ZM213 124V123H212ZM216 124V123H215ZM218 124V123H217ZM221 124V123H220ZM229 124V123H228ZM238 124V123H237ZM118 125V124H117ZM136 125V124H135ZM146 125H147V123H146ZM149 125V124H148ZM177 125V124H176ZM186 125V124H185ZM185 125H184V127L183 128H185ZM192 125V126H193ZM197 125V124H196ZM198 125H200L199 123H198ZM205 125V124H204ZM208 125V124H207ZM244 125H246V124H244ZM106 125H104V127H105ZM109 126V125H108ZM139 126V125H138ZM141 126V125H140ZM139 126V127H140ZM173 126V125H172ZM178 126H179V123H178ZM189 126V125H188ZM191 126V125H190ZM203 126V125H202ZM217 126H219V125H217ZM233 126H235V125H233ZM233 126H231V128L233 127ZM248 126V125H247ZM28 127H29V129H28ZM75 127V126H74ZM73 127V128H74ZM97 127H98V125H97ZM100 127V126H99ZM118 127V126H117ZM149 127H150V125H149ZM154 128H155V125L153 126ZM210 127H212V126H210ZM210 127H209V129H210ZM244 127V126H243ZM30 128H32L33 130H30ZM92 128H95V127H92ZM92 128H91V130H92ZM112 128V127H111ZM115 128V127H114ZM137 128V127H136ZM136 128H135V130H136ZM151 128V127H150ZM149 128V129H150ZM174 128H176V127H174ZM173 128V129H174ZM195 128V127H194ZM205 128V127H204ZM203 128V129H204ZM206 128H208V127H206ZM225 128V127H224ZM231 128H230V130H231ZM235 128V127H234ZM234 128H233V130H234ZM247 127H245V129H246ZM59 130L60 132L62 131V133L60 134V136L59 137H57L56 136V139H55V141H52L51 143L53 144V146L51 145V147H49V148H44V150H38V145L39 144H37L36 146L35 145H33V146H35L34 148H32V145L31 144H33V143H35L36 141H39V142H42L43 140H45V139H47L48 140V138H50V137H52L53 136V132L52 131H54V130ZM113 129V128H112ZM111 129V130H112ZM119 129H120V127H119ZM122 129H124V128H122ZM126 129V128H125ZM167 129V128H166ZM177 129V128H176ZM181 129V128H180ZM187 129V128H186ZM221 129V128H220ZM243 128L241 127V130H242ZM251 129V128H250ZM74 130H78V129H74ZM73 130V131H74ZM90 130V129H89ZM90 130V131H91ZM144 130V129H143ZM151 130V129H150ZM155 130V129H154ZM153 130V134L154 133H156V131H154ZM161 130V129H160ZM168 130H171L172 131V129L171 128H169ZM224 130V129H223ZM236 130V129H235ZM238 130H240V129H238ZM251 130H253V128L251 129ZM255 131V132H258V131ZM98 131H99V129H98ZM147 131V130H146ZM149 131V130H148ZM177 131H178V129H177ZM183 132H184V130H182ZM186 131V130H185ZM190 131V130H189ZM188 131V132H189ZM203 131H205V130H203ZM232 131V130H231ZM245 131V130H244ZM248 131V130H247ZM75 132V131H74ZM81 132H82V130H81ZM88 132V131H87ZM87 132H84L83 133V135H85V133H87ZM93 132V131H92ZM91 132V133H92ZM95 132H97V131H95ZM105 132V134H106V131H103V133ZM115 132V131H114ZM128 131H126L125 133H127ZM136 132H138L137 130H136ZM175 132V131H174ZM181 132V131H180ZM182 132V133H183ZM191 132V131H190ZM199 132V131H198ZM214 132V131H213ZM217 132H218V130H217ZM216 131H215V134L217 133ZM225 132V131H224ZM224 132H222V133H224ZM232 132H234V131H232ZM231 132V133H232ZM239 132H241V131H239ZM248 132H250V131H248ZM253 131H251V133H252ZM254 132V134H256ZM56 133V132H55ZM59 133V132H58ZM102 133V134H103ZM111 133V132H110ZM135 133V132H134ZM133 133V134H134ZM147 133V132H146ZM176 133V132H175ZM221 133V134H222ZM236 133V132H235ZM234 133V134H235ZM90 133H88L87 135H89ZM113 134V133H112ZM115 134V133H114ZM122 134V133H121ZM130 134V133H129ZM132 134V135H133ZM181 134V133H180ZM184 134V133H183ZM183 134H181L182 136H183ZM186 134H188L187 132L185 133V135ZM203 134V133H202ZM201 134V135H202ZM214 134V135H215ZM218 134V133H217ZM237 134H239V133H237ZM248 134H250V133H247V138L250 136V135H248ZM253 134V135H254ZM258 134H259V132H258ZM68 135V136H67ZM71 135V134H70ZM79 135V134H78ZM77 135V136H78ZM91 135V134H90ZM95 135H97V134H95ZM98 135H100V134H98ZM118 135H120V133L118 134ZM115 136V137H120V136ZM176 135V134H175ZM174 135V136H175ZM183 136L184 138L186 137V136H188V135H186V136ZM192 135V134H191ZM190 135V136H191ZM195 135H198V134H195ZM200 135V134H199ZM219 136H220V133L218 134ZM225 135V134H224ZM232 135H233V133H232ZM241 135H242V133H241ZM252 135V134H251ZM252 135V136H253ZM75 136V135H74ZM80 136V135H79ZM93 136V135H92ZM121 136H123V135H121ZM134 136V135H133ZM139 136V135H138ZM137 136V137H138ZM144 136V135H143ZM155 136V135H154ZM157 137V139H158V137L160 138L161 137V135L160 134H158V132H157V135H156ZM171 136V135H170ZM208 136V135H207ZM211 136V135H210ZM210 136H208L209 138H210ZM213 136V135H212ZM238 136H240V135H238ZM255 136V135H254ZM253 136V137H254ZM261 136V135H260ZM54 137V136H53ZM70 137H73V135H71ZM86 137V136H85ZM88 137V136H87ZM86 137V138H87ZM97 137V136H96ZM100 137V136H99ZM101 137H102V135H101ZM115 137H113L114 139H115ZM145 137H147V136H145ZM189 137V136H188ZM195 137V136H194ZM246 137V136H245ZM251 137V136H250ZM257 137H258V135H257ZM256 137V138H257ZM261 137H263V136H261ZM260 137V138H261ZM85 138V139H86ZM90 138V137H89ZM93 138V137H92ZM95 138V137H94ZM93 138V139H94ZM121 138H123V137H121ZM150 138H151V136H150ZM163 138H165V137H163ZM171 138V137H170ZM180 138H182V137H180ZM183 138V139H184ZM199 137H195V139H198ZM201 138V137H200ZM243 138V137H242ZM52 139V138H51ZM78 139V138H77ZM79 139H82L83 140V138H79ZM88 139V138H87ZM96 139V138H95ZM95 139H94V141H95ZM103 139V138H102ZM117 139H119V138H117ZM166 139V138H165ZM169 139V138H168ZM173 139H175V138H173ZM191 139V138H190ZM213 139V138H212ZM211 139V140H212ZM228 139V138H227ZM244 139V138H243ZM67 140V139H66ZM71 140V139H70ZM81 140V141H82ZM97 140V139H96ZM98 140H99V138H98ZM111 140V139H110ZM188 140V139H187ZM240 140H241V138H240ZM245 140V139H244ZM261 140V139H260ZM46 141V140H45ZM80 141V140H79ZM78 141V142H79ZM88 141V140H87ZM107 141H109V140H107ZM147 141H148V139H147ZM167 141H169V140H167ZM194 140H192V142H193ZM202 141H204V140H202ZM201 141V142H202ZM207 141H210V140H206L205 142H207ZM248 141V140H247ZM47 142V141H46ZM50 142V141H49ZM64 142V141H63ZM75 142V141H74ZM83 142V141H82ZM81 142V143H82ZM88 142H90V139H89V141ZM121 142V141H120ZM120 142H119V145H120ZM144 142V141H143ZM146 142V141H145ZM145 142H144V144H145ZM178 142V141H177ZM196 142H198V140L196 141ZM212 142V141H211ZM214 142H215V140H214ZM242 142V141H241ZM244 142H246V141H244ZM264 142V141H263ZM262 141H261V143H263ZM45 143V142H44ZM50 143V144H51ZM80 143V142H79ZM80 143V144H81ZM87 143V142H86ZM147 143V142H146ZM166 144H167V142H165ZM170 143V142H169ZM182 143V142H181ZM186 143H187V141H186ZM208 143V142H207ZM206 143V144H207ZM219 143V142H218ZM238 143H239V141H238ZM243 143V142H242ZM242 143H240V144H242ZM46 144V143H45ZM63 144V143H62ZM72 144H74V143H72ZM72 144H70V145H72ZM88 144V143H87ZM90 144V143H89ZM102 144V143H101ZM100 144V145H101ZM140 144V143H139ZM141 144H143L142 142H141ZM149 144H152L151 142H149ZM165 144V145H166ZM180 144V143H179ZM195 144V143H194ZM193 144V145H194ZM199 144V143H198ZM210 144V143H209ZM214 144V143H213ZM213 144L211 145V146H213ZM220 144V143H219ZM218 144V145H219ZM222 144V143H221ZM220 144V145H221ZM225 144H226V142H225ZM245 144V143H244ZM252 145H253V143H251ZM264 144V143H263ZM75 145V144H74ZM78 145V144H77ZM95 145V144H94ZM103 145V144H102ZM114 145V144H113ZM123 145V144H122ZM164 145V146H165ZM171 145V144H170ZM182 145V144H181ZM237 146L239 145V144H236ZM247 145H250V143L249 144H247ZM262 145V144H261ZM41 146V145H40ZM45 146V145H44ZM47 146H49V145H47ZM61 146V145H60ZM69 146V145H68ZM86 146V145H85ZM84 146V147H85ZM105 146H107L106 144H105ZM163 146V145H162ZM173 146V145H172ZM189 145H187V147H188ZM208 146V145H207ZM224 146H226V145H224ZM43 147V146H42ZM46 147V146H45ZM74 147H76V146H74ZM98 146H96V149H98L97 148ZM123 147V146H122ZM139 147V146H138ZM168 147H169V145H168ZM182 147V146H181ZM185 147V146H184ZM183 147V148H184ZM210 147V146H209ZM218 147V146H217ZM231 147V146H230ZM236 147V146H235ZM239 147V146H238ZM241 147V146H240ZM262 147V146H261ZM65 148V147H64ZM87 149H89V146L88 147H86ZM107 148V147H106ZM110 148H112V147H110ZM135 148H136V145H135ZM149 147H147V149H148ZM177 148V147H176ZM193 148H194V146H193ZM215 148V147H214ZM222 148H224L223 146H222ZM228 148V147H227ZM226 148V149H227ZM260 148V147H259ZM32 149H34V150H32ZM42 149V148H41ZM72 149V148H71ZM82 149V148H81ZM92 149V148H91ZM103 149V148H102ZM121 149H123V148H121ZM134 149V148H133ZM155 148H153V150H154ZM165 149V148H164ZM170 149V148H169ZM174 149H175V147H174ZM206 149V148H205ZM217 149V148H216ZM247 149V148H246ZM257 149H258V147H257ZM263 149V148H262ZM73 150V149H72ZM84 150V149H83ZM83 150H81V151H83ZM108 150V149H107ZM110 150V149H109ZM109 150L107 151V152H109ZM138 150V149H137ZM153 150H151V151H153ZM190 150H191V148H190ZM207 150H209V148L207 149ZM213 150V149H212ZM223 150V149H222ZM243 151L245 150V149H242ZM251 150V149H250ZM264 150V149H263ZM58 151V150H57ZM56 151V152H57ZM70 151V150H69ZM68 151V152H69ZM86 151V150H85ZM85 151H84V153H85ZM92 151H93V149H92ZM98 152H99V150H97ZM105 151V150H104ZM124 151V150H123ZM127 151V150H126ZM140 151V150H139ZM193 151V150H192ZM192 151H191V153H192ZM231 151V150H230ZM229 151V152H230ZM241 151V150H240ZM249 151V150H248ZM67 152V153H68ZM91 152V151H90ZM95 152V151H94ZM138 152V151H137ZM171 152V151H170ZM183 152V151H182ZM181 152V153H182ZM194 152V151H193ZM196 152V151H195ZM208 152V151H207ZM206 152V153H207ZM216 152H220V151H216ZM233 152H235V151H233ZM237 152H239L238 150H237ZM245 152V151H244ZM59 153V152H58ZM135 153H136V151H135ZM139 153V152H138ZM147 153V152H146ZM201 153H203V152H201ZM200 153V154H201ZM228 152H226V154H227ZM62 154H63V152H62ZM70 154V153H69ZM83 154V153H82ZM81 154V155H82ZM92 154V153H91ZM106 154V153H105ZM124 153H122V155H123ZM165 154H166V152H165ZM164 154V155H165ZM170 154V153H169ZM189 154V153H188ZM204 154L205 153H203V157H204ZM211 154V153H210ZM214 154V153H213ZM228 154H230V153H228ZM244 154V153H243ZM242 154V155H243ZM250 154L251 155H248V156H252V159L253 160H256V163H257V161H258V159H260V162H258V164L259 165H257L256 163L255 164H253L252 162H249L248 160L246 161V160H243L242 162H243V171L244 172H246V173H248V172H252V173H254L255 175H257L255 178H257V179H259L258 181H256V183H254L253 184V186L251 185L252 183L250 182V185H247V184H245V185H243V186H241L240 187V185L241 184H239V187L241 188L240 190H242L245 194H241V196L239 195V196H237V195H235V194H233L235 191H233V190H228V191H230V192H228V193H231V192H233V193H231V195H229V196H227V195H225L224 193H222V191L221 192H217V196L215 197V198H212V196H211V193H213L214 191L212 190V189H208V188H206V186L205 187H200V186H198V187H200V188H198V187H196V186H193V185H189V186H187V189H186V187L184 188V189H186V191H187V193H186V195H190V194H192V193H194L195 191H197L198 189V191H199V196H198V198L196 197V200L194 201V202H192V201H190V198H186V197H184V198H181V195H180V197H174V195L173 196H169V204H171V205H173L172 206V208H174V206H177V208H174L175 210L176 209H178V211L180 212V210L182 209V207H185V205L187 204V203H189V202H192L193 204H195V205H202L203 204V206H204V204L205 205H207V208H208V210L210 211V213H212L211 214V216H212V218H219V216H221L223 219H224V222H226V225H227V223L228 224H230L231 226L233 225H236V224H238V222H239V217L241 218L242 217V215H244V217L245 218H248L249 219V223L251 222V223H254V222H256V223H258L259 225L258 226H255V228L253 229H249V230H243V229H241V228H230L228 231H226V233L225 234H223V235H221L222 234V232H217L216 234H214V233H212V232H214L215 231V229L213 230V229H210L209 228V226H207V228L205 229V232H202L201 231V229L200 230H195L194 232H189L190 234H189V236H188V238L187 239H189V241H191V242H193V246H194V249H187L186 248V246L185 245H180V246H178V247H173V251H171L168 255L166 254V256H169V263L170 264H186V259H189L190 257V259H193L192 258V256L193 255H199L200 256V258H202V257H204V259H205V261H209L210 262V264H264V231L262 232L261 230L263 229L264 230V158H262V155L264 154L263 153V151L261 150V151H255V150H251L250 151ZM57 155V154H56ZM64 155H66V154H64ZM118 155V154H117ZM139 155V154H138ZM149 155H151V152H150V154ZM149 155H148V157H149ZM167 156H169L168 154H166ZM202 155V154H201ZM214 155H216V154H214ZM241 155V156H242ZM247 155V154H246ZM246 155H245V157H246ZM71 156V155H70ZM74 156H76V155H74ZM83 156V155H82ZM89 156V155H88ZM94 156H95V153H94ZM119 157H120V155H118ZM146 156V155H145ZM161 156V155H160ZM198 156V155H197ZM200 156V155H199ZM240 156V157H241ZM247 156V157H248ZM264 156V155H263ZM57 157H58V155H57ZM85 157V156H84ZM93 157V156H92ZM98 157V156H97ZM100 157H101V160L102 159H104L103 157V154H100ZM105 157H107V154L105 155ZM134 157V156H133ZM132 157V158H133ZM170 157V156H169ZM202 157V158H203ZM205 157H209L208 156V154L205 156ZM204 157V158H205ZM226 157H228V156H226ZM235 157V156H234ZM237 157V156H236ZM56 158V157H55ZM55 158H53V159H55ZM67 158V157H66ZM68 158H69V156H68ZM79 158H80V156H79ZM99 158V157H98ZM117 158V157H116ZM130 158V157H129ZM129 158H128V160H129ZM131 158V159H132ZM165 158V157H164ZM167 158V157H166ZM165 158V159H166ZM179 158V157H178ZM181 159H183L182 157H180ZM188 159L190 158L189 156L187 157ZM203 158V159H204ZM211 158V157H210ZM223 158V157H222ZM225 158V157H224ZM239 158V157H238ZM82 159V158H81ZM95 159H96V157H95ZM94 159V160H95ZM108 159V158H107ZM107 159H106V161H107ZM146 159H148V158H146ZM145 159V160H146ZM175 159H176V156H175ZM180 159V160H181ZM232 159H233V157H232ZM231 159V160H232ZM244 159H246V158H244ZM248 159V158H247ZM250 159V158H249ZM66 160V159H65ZM80 160V159H79ZM97 160V159H96ZM105 160V159H104ZM104 160H102V162H104ZM116 160V159H115ZM127 160V161H128ZM134 160V159H133ZM132 160V161H133ZM179 160V159H178ZM185 160H187V159H185ZM206 160L207 159H205V161H204V163L206 162ZM222 160V159H221ZM223 160H225V159H223ZM238 160V159H237ZM84 161H86V160H83L82 162H84ZM108 161H109V159H108ZM114 161V160H113ZM125 161H126V159H125ZM127 161L126 162H122V163H126L127 164ZM142 161V160H141ZM140 161V162H141ZM144 161V160H143ZM162 161H165V160H162ZM170 161H171V159H170ZM193 161V160H192ZM229 161V160H228ZM55 162H58V160H56ZM74 161L72 160V163H73ZM82 162H80V165L79 166H83V165H81V164H83ZM111 162V161H110ZM138 162V161H137ZM154 162V161H153ZM172 162H173V160H172ZM180 162V161H179ZM183 162H185V161H183ZM193 162H195V161H193ZM210 162V161H209ZM219 162V161H218ZM225 162H227V160L225 161ZM239 162V161H238ZM241 162V161H240ZM58 163H60V162H58ZM65 163H66V161H65ZM79 163V162H78ZM95 162L93 161V163H91L92 165L94 164ZM98 163V162H97ZM151 163V162H150ZM168 163H171V162H167V164ZM190 163V162H189ZM188 163V164H189ZM198 163V162H197ZM197 163L195 164V166L197 165ZM214 163V162H213ZM221 163V162H220ZM52 164H56V163H52ZM61 164V163H60ZM68 164V163H67ZM74 164H76V163H74ZM86 164V163H85ZM85 164H84V166H85ZM100 164V163H99ZM109 164V163H108ZM139 164V163H138ZM153 164V163H152ZM155 164H156V162H155ZM172 164H174V163H172ZM182 164V163H181ZM180 164V165H181ZM193 164V163H192ZM202 164V163H201ZM200 164V165H201ZM234 164V163H233ZM232 164V165H233ZM27 167H26V166ZM47 165V166H46ZM57 165V164H56ZM70 165V164H69ZM90 164H88V166H89ZM92 165H90V166H92ZM101 165V164H100ZM103 165H106V164H103ZM113 165V164H112ZM117 165V164H116ZM145 165V164H144ZM154 165V164H153ZM177 165H178V163H177ZM220 165V164H219ZM257 165V166H256ZM13 166V167H14ZM44 166H46V167H44ZM53 166V165H52ZM83 166V167H84ZM87 166V165H86ZM85 166V167H86ZM107 166V165H106ZM111 166V165H110ZM113 166H115V165H113ZM136 166V165H135ZM134 166V167H135ZM146 166V165H145ZM144 166V167H145ZM161 166V165H160ZM164 166V165H163ZM171 166V165H170ZM192 166V165H191ZM202 166H204L203 164H202ZM207 166V165H206ZM205 166V167H206ZM209 166H210V164H209ZM208 166V167H209ZM228 166V165H227ZM227 166H226V169H227ZM13 167H12V169H13ZM50 167V166H49ZM60 167V166H59ZM72 169L71 170H73L74 169V165H72ZM76 167H77V169H79L78 168V165H76ZM97 167V166H96ZM117 167V166H116ZM136 167H138V166H136ZM140 167V166H139ZM187 167V166H186ZM197 167V166H196ZM212 167V166H211ZM217 167H219V166H217ZM216 167V168H217ZM237 166H235V168H236ZM240 167V166H239ZM53 168H54V166H53ZM68 168V167H67ZM91 168H93V167H91ZM90 168V169H91ZM113 168V167H112ZM115 168V167H114ZM128 168V167H127ZM141 168V167H140ZM145 168H148V167H145ZM173 168V167H172ZM183 168V167H182ZM193 168H194V166H193ZM221 168V167H220ZM230 168V167H229ZM228 168V169H229ZM48 169V168H47ZM76 169V170H77ZM81 169V168H80ZM105 169V168H104ZM103 169V170H104ZM125 169H126V167H125ZM131 169V168H130ZM139 168H137V170H138ZM161 169V168H160ZM169 169V168H168ZM176 169H177V167H176ZM176 169H174V170H176ZM179 169V168H178ZM187 169V168H186ZM202 169V168H201ZM205 169V168H204ZM213 169H215V167L213 168ZM213 169H211L210 171H212ZM222 169V168H221ZM49 170L51 171V172H53L52 170H51V168H49ZM68 170V169H67ZM95 170V169H94ZM106 170V169H105ZM115 170V169H114ZM124 170V169H123ZM136 170V169H135ZM157 170V169H156ZM237 170V169H236ZM239 170V169H238ZM9 171H11L12 172V170H9ZM47 171V170H46ZM49 171V172H50ZM55 171H57V169L55 170ZM69 171V170H68ZM78 171V170H77ZM84 171V170H83ZM86 171H87V169H86ZM89 171V170H88ZM87 171V172H88ZM131 171H133V170H131ZM152 171H153V169H152ZM158 171V170H157ZM156 171V172H157ZM164 171V170H163ZM173 171V170H172ZM189 171V170H188ZM194 171V170H193ZM202 171H203V169H202ZM234 171V170H233ZM50 172V173H51ZM65 172V171H64ZM80 172V171H79ZM104 172H106L107 173V171H104ZM168 172H170V171H168ZM176 172V171H175ZM175 172H173V173H175ZM213 172H215V171H213ZM223 172H225V171H223ZM46 173H48V172H46ZM54 173V172H53ZM57 173V172H56ZM66 173H67V171H66ZM73 173H74V171H73ZM94 173H96V172H94ZM119 173H120V171H119ZM131 173V172H130ZM177 173H180V170L179 171H177ZM184 173V172H183ZM194 173V172H193ZM196 173V172H195ZM222 173V172H221ZM235 173L236 172H234V175H235ZM60 174V173H59ZM76 174V173H75ZM102 175H103V172L101 173ZM100 174V175H101ZM108 175H110L109 173H107ZM107 174H105V175H107ZM188 174V173H187ZM205 174V173H204ZM215 174V173H214ZM213 174V175H214ZM249 174V173H248ZM26 175V174H25ZM42 175V176H41ZM47 175V174H46ZM54 175V174H53ZM56 175V174H55ZM65 175H68V173L67 174H65ZM65 175H63V178L64 179H66V176ZM70 175V174H69ZM87 175V174H86ZM90 175V174H89ZM105 175L104 176H102L103 178L105 177ZM118 175V174H117ZM120 175V174H119ZM129 175V174H128ZM154 175V174H153ZM186 175V174H185ZM195 175H197V174H195ZM207 175V174H206ZM211 175V174H210ZM218 175V174H217ZM216 175V176H217ZM219 175H220V173H219ZM219 175H218V178H219ZM243 175V174H242ZM254 175V176H255ZM7 176V175H6ZM11 176V175H10ZM23 176V175H22ZM48 176L49 175H47L46 177L48 178ZM60 176H62L61 174L59 175V177ZM75 176V175H74ZM73 176V177H74ZM76 176H78V175H76ZM91 176V175H90ZM93 176H96V177H98V175H93ZM111 176H113V175H111ZM115 176V175H114ZM113 176V177H114ZM198 176V175H197ZM202 176H203V173H202ZM202 176H201V178H202ZM221 176V175H220ZM239 176V175H238ZM29 177V176H28ZM45 177V176H44ZM50 177H51V175H50ZM53 177V176H52ZM56 177H57V175H56ZM59 177L57 178V179H59ZM79 177H82V176H79ZM95 177V178H96ZM107 177V176H106ZM157 177V176H156ZM189 177H191V176H189ZM196 177V176H195ZM240 177V176H239ZM26 178V177H25ZM61 178V177H60ZM85 178V177H84ZM94 178V177H93ZM100 178V177H99ZM119 178H120V176H119ZM126 178V177H125ZM124 178V179H125ZM150 178H152L151 176H150ZM168 178H169V176H168ZM167 178V179H168ZM198 178V177H197ZM207 178V177H206ZM221 178H222V176H221ZM231 178H233V177H231ZM243 178V177H242ZM8 179V178H7ZM21 179V178H20ZM38 179V178H37ZM41 179H44V178H41ZM62 179V178H61ZM91 179V178H90ZM89 179V180H90ZM101 179V178H100ZM109 179V178H108ZM107 178H106V181L108 180ZM116 179V178H115ZM114 179V180H115ZM134 179V178H133ZM156 179L157 178H155V180L154 181H156ZM165 179V178H164ZM172 179V178H171ZM205 179V178H204ZM213 179H215V178H213ZM241 179V178H240ZM10 180H12L13 181V179H10ZM9 180V181H10ZM35 180V179H34ZM47 180V179H46ZM51 180V179H50ZM73 180V179H72ZM86 180V179H85ZM91 180H93V179H91ZM104 180H105V178H104ZM113 180V181H114ZM122 180V179H121ZM120 180V181H121ZM125 180H127V179H125ZM135 180V179H134ZM158 180V179H157ZM174 180H176V179H174ZM190 180V179H189ZM194 180V179H193ZM202 180V179H201ZM223 180V179H222ZM244 180V179H243ZM1 181V180H0ZM36 181V180H35ZM56 181V180H55ZM63 181V180H62ZM69 181V180H68ZM76 181V180H75ZM81 181V180H80ZM83 181V180H82ZM81 181V182H82ZM99 181V180H98ZM109 181H111V180H109ZM119 181V182H120ZM123 181V180H122ZM151 181V180H150ZM149 181V182H150ZM160 181V180H159ZM165 181V180H164ZM191 181V180H190ZM203 181V180H202ZM207 181V180H206ZM238 181V180H237ZM245 181V180H244ZM253 181L255 182V180L253 179ZM3 182V181H2ZM29 182H31V181H29ZM100 182V181H99ZM101 182H103V181H101ZM115 182H116V180H115ZM168 182V181H167ZM189 182V181H188ZM215 182V181H214ZM221 181H219V183H220ZM236 182V181H235ZM235 182H231V183H229L228 185L230 186V187H233L234 185H235ZM239 182V181H238ZM25 183V182H24ZM23 183V184H24ZM47 183V182H46ZM46 183H44V184H46ZM59 183H61V182H59ZM66 183V182H65ZM76 183V182H75ZM88 183H90V182H88ZM87 183V184H88ZM95 183H97V178H96V181H95ZM104 183V182H103ZM114 183V182H113ZM121 184L122 183H124L125 184V181L124 182H120ZM128 183V182H127ZM162 183V182H161ZM166 183V182H165ZM174 183V182H173ZM187 183V182H186ZM194 183V182H193ZM193 183H191V184H193ZM225 182H223V184H224ZM242 183H243V181H242ZM248 183V182H247ZM9 184H10V182H9ZM32 184H34V182L32 183ZM44 184H42V185H44ZM50 185H53V184H51V183H49ZM63 184V183H62ZM74 184V183H73ZM82 184H84V182L83 183H80V185H82ZM86 184V183H85ZM111 184V183H110ZM109 184V185H110ZM159 184V183H158ZM170 184H171V182H170ZM194 184H196V183H194ZM202 184V183H201ZM215 184V183H214ZM218 184V183H217ZM2 185H4L5 186V184H3L2 183ZM22 184L19 182V180H17L16 179V181H14L13 183L11 182V184H10V186H9V189L8 190H4L3 192H2V195L4 196V199H3V201L4 202H8V203H13V201H17L16 199L19 197V196H21V195H24V198H26L27 200L30 198V199H33V198H37L38 199V197H40V195L41 194H39V192L42 190V187H41V184H39V183H37V182H35V184L34 185H32V187H29L28 189H24L22 186H21ZM65 185V184H64ZM64 185H62L63 187H64ZM71 185V184H70ZM70 185L68 186V188L70 187ZM77 185H79V184H77ZM95 185V184H94ZM108 185V186H109ZM113 185V184H112ZM115 186L117 185V183H115L114 184ZM126 185V184H125ZM130 185V184H129ZM147 185V184H146ZM211 185V184H210ZM7 187H8V185H6ZM5 186V187H6ZM49 186V185H48ZM91 186H93V185H91ZM90 186V187H91ZM101 186V187H100ZM100 186L99 187H96V188H98V190H99V188H102L103 186L100 184ZM107 186V185H106ZM114 186V187H115ZM122 186V185H121ZM150 187V184L149 185H147L146 186V188L147 187ZM185 186V185H184ZM184 186H182V187H184ZM217 186V185H216ZM226 186V185H225ZM250 186H252V187H250ZM55 187H57V185L55 186ZM74 188H75V185L73 186ZM117 187H118V185H117ZM129 187V186H128ZM131 187V186H130ZM151 187H154V186H152L151 185ZM150 187V188H151ZM166 187H167V185H166ZM59 188H61V187H59ZM84 188V187H83ZM94 188V187H93ZM95 188V189H96ZM119 188V187H118ZM117 188V189H118ZM144 189H145V187H143ZM142 188V189H143ZM162 188H165V187H161V188H159V189H162ZM168 188V187H167ZM166 188V189H167ZM171 188H172V186H171ZM214 188V187H213ZM227 188V187H226ZM234 188V187H233ZM236 188V187H235ZM234 188V189H235ZM23 189H24V191H23ZM62 189V188H61ZM64 189V188H63ZM65 189L67 190V186L65 187ZM91 189V188H90ZM104 189H106L105 187H104ZM115 189V188H114ZM114 189H112V190H114ZM125 189H126V187H125ZM129 189V188H128ZM137 189H139V190H141L139 187L137 188ZM148 189V188H147ZM155 189H157V188H155ZM166 189H164V190H166ZM176 189V188H175ZM237 190L239 189L238 188V186H237V188H236ZM65 190V191H66ZM75 190V189H74ZM81 190H83V189H81ZM80 190V191H81ZM111 190V189H110ZM116 190V189H115ZM131 190V189H130ZM176 190H178V189H176ZM215 190H218V188H216ZM2 191V190H1ZM5 191H7L6 193H5ZM57 191V190H56ZM68 191V190H67ZM72 191V190H71ZM84 191V190H83ZM87 191H88V189H87ZM92 191H94V190H92ZM96 191V190H95ZM102 191V190H101ZM104 191V190H103ZM108 191V190H107ZM127 191V190H126ZM134 191V190H133ZM135 191H137V190H135ZM153 191H154V189H153ZM162 192H163V190H161ZM175 191V190H174ZM182 191V190H181ZM180 191V192H181ZM25 192V193H24ZM42 192V191H41ZM44 192V191H43ZM58 192V191H57ZM57 192H55V193H57ZM76 192H78V191H76ZM110 192V191H109ZM115 192V191H114ZM117 192V191H116ZM138 192V191H137ZM136 192V193H137ZM143 191H141V193H142ZM147 192V191H146ZM155 192V191H154ZM153 192V193H154ZM182 192H184V191H182ZM181 192V193H182ZM225 192V191H224ZM239 192V191H238ZM81 193H82V191H81ZM87 193V192H86ZM89 193H91V191L89 192ZM104 193V192H103ZM102 192H101V194H103ZM108 193V192H107ZM113 193V192H112ZM111 193V194H112ZM135 193V194H136ZM145 193V192H144ZM144 193H142V194H144ZM164 193V192H163ZM171 193H173V191L171 192ZM215 193H216V191H215ZM214 193V194H215ZM227 193V192H226ZM227 193V194H228ZM1 194V193H0ZM48 194H50V193H48ZM71 194V193H70ZM85 194V193H84ZM110 194V195H111ZM139 194H140V192H139ZM138 194V195H139ZM146 194H148V193H146ZM145 194V195H146ZM165 194V193H164ZM178 194V193H177ZM52 195H54V194H52ZM59 195H60V193H59ZM58 195V196H59ZM64 195V194H63ZM62 195V196H63ZM66 195V194H65ZM81 195H83V194H81ZM80 195V196H81ZM86 195V194H85ZM88 195H90V194H87V196ZM96 195H99V194H96ZM151 195V194H150ZM157 195V194H156ZM166 195V194H165ZM164 195V196H165ZM43 196V195H42ZM45 196H47V195H45ZM57 196V197H58ZM68 196V195H67ZM73 196V195H72ZM104 196V195H103ZM106 196H108L107 194H106ZM117 196V195H116ZM121 196V195H120ZM137 196V195H136ZM140 196H141V194H140ZM162 196V195H161ZM76 197H78L77 195H76ZM85 197V196H84ZM91 197V196H90ZM89 197V198H90ZM100 197V196H99ZM111 197V196H110ZM142 197V196H141ZM157 197H159V195L157 196ZM53 198V197H52ZM80 198V197H79ZM78 198V199H79ZM87 198V197H86ZM105 198H108V197H105ZM111 198H113V197H111ZM136 198V197H135ZM19 199V198H18ZM26 199H24V202H25V200ZM39 199H42V198H39ZM48 199H51V197H47V200ZM72 199V198H71ZM74 199V198H73ZM76 199V198H75ZM74 199V200H75ZM82 199H83V197H82ZM85 199V198H84ZM88 199V198H87ZM86 199V200H87ZM96 199V198H95ZM115 199V198H114ZM132 199V198H131ZM133 199H134V197H133ZM158 199H160V198H158ZM26 200V201H27ZM60 200H62V199H60ZM81 200V199H80ZM89 200V199H88ZM92 200V199H91ZM94 200V199H93ZM117 200V199H116ZM121 200V199H120ZM148 200V199H147ZM161 200V199H160ZM165 200V199H164ZM30 202H31V200H29ZM55 201H57V198H56V200ZM69 202H67L70 206H71V204H70V199L68 200ZM117 201H119V200H117ZM133 201V200H132ZM136 201V200H135ZM141 201V200H140ZM154 201V200H153ZM156 201H157V198H156ZM20 202H22V201H20ZM19 202V203H20ZM29 202V203H30ZM33 202H35V201H33ZM37 202V201H36ZM39 202H41V201H39ZM51 202H52V200H51ZM83 202V201H82ZM94 202V201H93ZM139 202V201H138ZM142 202H143V200H142ZM19 203L17 204L18 206H19ZM28 203V202H27ZM26 203V204H27ZM32 203V202H31ZM30 203V204H31ZM42 203V202H41ZM47 203H50V202H47ZM57 203V202H56ZM58 203H59V201H58ZM120 203H121V201H120ZM119 203V204H120ZM158 203L160 204V203H162V201L160 202V201H158ZM14 204V203H13ZM21 204V203H20ZM45 204V203H44ZM52 204V203H51ZM50 204V205H51ZM53 204H55V203H53ZM65 204V203H64ZM73 204V203H72ZM85 204V203H84ZM105 204V203H104ZM116 204V203H115ZM131 204V207H132V203H130ZM166 204V203H165ZM25 205V204H24ZM32 205H33V203H32ZM32 205H31V208H32ZM74 205V204H73ZM78 205H81L80 203L78 204ZM87 205V204H86ZM88 205H90V204H88ZM102 205V204H101ZM100 205V206H101ZM117 205V204H116ZM136 205H138V204H136ZM141 205V204H140ZM1 206V205H0ZM22 206V205H21ZM28 206V205H27ZM46 206H47V204H46ZM48 206H49V204H48ZM52 206V205H51ZM64 206V205H63ZM91 206V205H90ZM98 206V205H97ZM109 205H107V206H105L106 208L108 207ZM124 206V205H123ZM127 206H129V205H127ZM150 206L152 207V208H157V203L156 202H152L151 204H150ZM162 206H164V205H162ZM170 206V205H169ZM203 206H200V208L201 207H203ZM15 207H16V205H15ZM15 207H13L12 209L13 210H16V209H14ZM34 207V206H33ZM40 207H41V205H40ZM40 207H39V205H38V208H34L35 209V212L36 211H39V210H41L40 211V213L42 212V209H44L43 208V206H42V209H40ZM80 207V206H79ZM79 207H77V208H79ZM84 207L85 208H87L85 205H84ZM109 207H111V206H109ZM119 207V206H118ZM143 207V206H142ZM190 207V206H189ZM20 208V207H19ZM29 208V207H28ZM61 208V207H60ZM80 208H82V207H80ZM99 208V207H98ZM105 208V209H106ZM188 208V207H187ZM3 209V208H2ZM1 208H0V214H7V212H4V210H2ZM18 209V208H17ZM21 209V208H20ZM27 208L25 207V209H21V210H19L20 212H18V213H20V215H23L24 214V212H25V210H26ZM46 209V208H45ZM56 209V208H55ZM120 210H121V208H119ZM164 209V208H163ZM173 209V210H174ZM195 209V208H194ZM199 209V208H198ZM9 209H7V211H8ZM11 210V209H10ZM31 210H33V209H31ZM30 210V212H32ZM63 210H64V208H63ZM103 210H104V206H103ZM107 210V209H106ZM122 210H123V208H122ZM146 210H148V209H146ZM189 210V209H188ZM18 211V210H17ZM45 211V210H44ZM43 211V212H44ZM49 211V210H48ZM77 211V210H76ZM87 211V210H86ZM93 211V210H92ZM124 211V210H123ZM138 211V210H137ZM136 211V212H137ZM144 211V210H143ZM149 211V210H148ZM151 211V210H150ZM157 211V210H156ZM166 211V210H165ZM168 211V210H167ZM169 211H171V210H169ZM177 211V210H176ZM177 211V212H178ZM196 211V210H195ZM195 211H194V216H195ZM209 211H206V213L207 212H209ZM4 212V213H3ZM10 212V211H9ZM12 212V211H11ZM14 212H16V211H13V213ZM34 212V213H35ZM52 211H50V213H51ZM63 212V211H62ZM65 212H66V210H65ZM64 212V213H65ZM89 212V211H88ZM91 212V211H90ZM106 212V211H105ZM104 212V213H105ZM108 212V211H107ZM111 212V211H110ZM116 212V211H115ZM125 212H126V210H125ZM135 212V213H136ZM145 212V211H144ZM152 212V211H151ZM163 212V211H162ZM176 212V213H177ZM182 212H184V211H182ZM181 212V213H182ZM197 212H198V210H197ZM33 213V214H34ZM56 213V212H55ZM101 213H102V209H101ZM112 213V212H111ZM122 213V212H121ZM124 213V212H123ZM122 213V214H123ZM128 214H129V212H127ZM139 213V212H138ZM143 213V212H142ZM153 213V212H152ZM159 213V212H158ZM160 213H161V209H160ZM159 213V214H160ZM167 213V212H166ZM174 213V212H173ZM181 213H180V218H181V216L183 215V213H182V215H181ZM201 213V212H200ZM100 214V213H99ZM106 214V213H105ZM139 214H141V213H139ZM178 214V213H177ZM191 214H192V212H191ZM199 214V213H198ZM201 214H203V213H201ZM200 214V215H201ZM205 214V213H204ZM241 214V215H240ZM20 215H19V217H20ZM32 215V214H31ZM31 215H30V218H31ZM45 215V214H44ZM57 215V214H56ZM56 215H53L54 217H56ZM62 215V214H61ZM70 215V214H69ZM79 215V214H78ZM95 215V214H94ZM107 215H108V213H107ZM132 215V214H131ZM135 215V214H134ZM141 215H143V214H141ZM161 215V214H160ZM165 215V214H164ZM179 215V214H178ZM35 216H36V214H35ZM50 216H51V214H50ZM66 216H68V215H66ZM72 216V215H71ZM74 216L75 215H73V218H74ZM103 216V215H102ZM109 216V215H108ZM121 216V215H120ZM157 216V215H156ZM156 216H154V217H156ZM159 216V215H158ZM172 216V215H171ZM177 216V215H176ZM187 216H188V213H187ZM187 216H185V217H187ZM198 216V215H197ZM205 216H208L207 214L205 215ZM211 216H209V217H205V219L206 220H208V221H210V220H212V218H211ZM218 216V217H217ZM22 217V216H21ZM32 217H33V215H32ZM78 217V216H77ZM82 217V216H81ZM86 217V216H85ZM91 217V216H90ZM95 217V216H94ZM117 217V216H116ZM124 217H125V215H124ZM147 217V216H146ZM153 217V216H152ZM151 217V218H152ZM202 217V216H201ZM24 218V217H23ZM22 218V219H23ZM35 218V217H34ZM52 218V217H51ZM57 218V217H56ZM60 218H62V217H60ZM66 218V217H65ZM69 218V217H68ZM110 218V217H109ZM113 218H115V217H113ZM122 218V217H121ZM128 218H130L129 217V215H128ZM141 217H139V219H140ZM143 218V217H142ZM141 218V219H142ZM167 218H168V215H167ZM188 218H190L191 219V217H188ZM196 218V217H195ZM221 218V219H222ZM244 218V219H245ZM49 219V218H48ZM124 219V218H123ZM134 219V218H133ZM132 219V220H133ZM173 219V218H172ZM176 219V218H175ZM186 219V218H185ZM190 219H188V221L190 220ZM197 219V218H196ZM201 219V218H200ZM243 219V218H242ZM241 219V220H242ZM57 220V219H56ZM63 220V219H62ZM61 220V221H62ZM65 220V219H64ZM63 220V221H64ZM149 220V219H148ZM155 220V219H154ZM154 220H152L153 222H154ZM157 220H158V218H157ZM171 220V219H170ZM174 220V219H173ZM184 220V219H183ZM187 220V219H186ZM68 221H70V220H68ZM113 221V220H112ZM120 221H122V220H120ZM126 221H128V219L126 220ZM163 221V220H162ZM202 221H203V219H202ZM216 221V220H215ZM215 221H214V223H215ZM218 221H220V220H218ZM246 221H248V220H246ZM49 222V221H48ZM51 222V221H50ZM72 222H76V221H71V224L73 225V223ZM107 222V221H106ZM118 222V221H117ZM124 222V221H123ZM134 222H136V221H134ZM149 222V221H148ZM148 222H145V223H147V226H148ZM160 222V221H159ZM175 222V221H174ZM173 222V223H174ZM187 222V221H186ZM197 222V221H196ZM201 222V221H200ZM212 222V221H211ZM242 222V221H241ZM240 222V223H241ZM46 223H47V221H46ZM53 223V222H52ZM61 223V222H60ZM111 223H113V226H114V224L116 225L117 223H114V222H111ZM130 223V222H129ZM150 223H152V222H150ZM162 223V222H161ZM165 223V222H164ZM192 223H194V222H192ZM202 223V222H201ZM204 223V225L205 224H208V222H203ZM213 223V222H212ZM37 224V223H36ZM39 224V223H38ZM49 224V223H48ZM63 224V223H62ZM92 224V223H91ZM135 224H137V223H135ZM159 224V223H158ZM163 224V223H162ZM161 224V225H162ZM172 224V223H171ZM190 224V223H189ZM199 224V223H198ZM44 225L45 224H43V227H44ZM47 225V224H46ZM65 225V224H64ZM102 225V224H101ZM126 225V224H125ZM145 225V224H144ZM143 225V226H144ZM157 225V224H156ZM160 225V226H161ZM165 225V224H164ZM197 225V224H196ZM200 225V224H199ZM209 225V224H208ZM214 225V224H213ZM216 225L217 224H215V227H216ZM239 225V224H238ZM246 225H247V223H246ZM245 225V226H246ZM38 226V225H37ZM36 226V227H37ZM40 226H41V224H40ZM54 226V225H53ZM59 226V225H58ZM66 227H67V224L65 225ZM74 226H76V225H74ZM110 226H112V224L111 225H109L108 227H109V229H110ZM120 226V225H119ZM118 226V227H119ZM127 226H128V224H127ZM142 226V227H143ZM158 226V225H157ZM168 226H169V224H168ZM174 226H175V224H174ZM188 226V225H187ZM229 226V225H228ZM249 226V225H248ZM45 227H47V226H45ZM50 227V226H49ZM63 227V226H62ZM66 227H64V228H66ZM73 227V226H72ZM103 227V226H102ZM102 227H101V229H102ZM107 227V226H106ZM140 227V226H139ZM138 227V228H139ZM145 227H146V225H145ZM149 227V226H148ZM176 227V226H175ZM186 227V226H185ZM184 226L182 227V228H185ZM188 227H190V226H188ZM239 227H240V225H239ZM34 228H35V226H34ZM60 228H61V226H60ZM63 228V229H64ZM104 228H105V226H104ZM113 228V227H112ZM117 228V227H116ZM120 228V227H119ZM126 228V227H125ZM128 228H130V227H128ZM141 228V227H140ZM166 228L168 229L169 227H167L166 226ZM173 228V227H172ZM205 228V227H204ZM214 228V227H213ZM221 228V226L218 228V229H220ZM243 228V227H242ZM246 228H247V226H246ZM41 229V228H40ZM49 229V228H48ZM51 229V228H50ZM100 229V230H101ZM108 229V228H107ZM106 229V230H107ZM133 230H135L134 228H132ZM157 229V228H156ZM166 229V230H167ZM186 229V228H185ZM184 229V230H185ZM189 228H187V230H188ZM197 229V228H196ZM225 229V228H224ZM226 229H227V226H226ZM225 229V230H226ZM52 230V229H51ZM62 230V229H61ZM106 230H105V232H106ZM125 230V229H124ZM143 230V229H142ZM141 230V231H142ZM147 230H148V228H147ZM154 230V229H153ZM158 231H160L159 229H157ZM156 230V231H157ZM165 230V229H164ZM164 230L162 231V232H164ZM194 230V229H193ZM55 231H57V230H55ZM59 231V230H58ZM121 231H123V230H121ZM120 231V232H121ZM140 231V232H141ZM157 231V232H158ZM177 231V230H176ZM179 231H181L180 229L178 230V233H179ZM44 232V231H43ZM48 232H49V230H48ZM62 232V231H61ZM68 232V231H67ZM119 232V233H120ZM127 232V231H126ZM134 232V231H133ZM139 232V233H140ZM143 232V231H142ZM154 232V231H153ZM152 232V233H153ZM157 232L156 233H154L155 234V237L156 236H158V235H156L157 234ZM174 232H175V230H174ZM50 233V232H49ZM102 234H103V232H101ZM109 233V232H108ZM116 233V232H115ZM124 233V232H123ZM128 233V232H127ZM132 233V232H131ZM160 233V232H159ZM166 233V232H165ZM170 233H172V232H170ZM41 234H42V232H41ZM122 234V233H121ZM43 235V234H42ZM47 235V234H46ZM54 235V234H53ZM56 235V234H55ZM107 235V234H106ZM128 235V234H127ZM127 235L125 236V239H124V241L126 240V237H127ZM138 235V234H137ZM140 235V234H139ZM143 234H141V236H142ZM146 234H144V236H145ZM151 235V234H150ZM163 235H165L164 233H163ZM184 235V234H183ZM257 235H260L259 237L260 238H257ZM50 236V235H49ZM104 236V235H103ZM116 236H118V235H116ZM154 236V235H153ZM161 236V235H160ZM166 236V235H165ZM173 236V235H172ZM53 237V236H52ZM138 237V236H137ZM147 237V236H146ZM41 238V237H40ZM43 239H44V237H42ZM134 238V237H133ZM132 238V239H133ZM163 238V237H162ZM164 238H166V237H164ZM163 238V239H164ZM180 238V237H179ZM178 238V239H179ZM57 239V238H56ZM107 239V238H106ZM121 239H123V238H121ZM138 239H139V237H138ZM149 239V238H148ZM157 239V238H156ZM172 239V238H171ZM51 240V239H50ZM102 240V239H101ZM129 240V239H128ZM135 241H136V239H134ZM134 240H132V241H134ZM139 240H143V239H139ZM160 240V239H159ZM179 240H181V239H179ZM186 240V239H185ZM48 241V240H47ZM106 241V240H105ZM130 241H131V239H130ZM146 241V240H145ZM149 241V240H148ZM162 241V240H161ZM170 241V240H169ZM173 241V240H172ZM187 241V240H186ZM57 242V241H56ZM58 242H59V240H58ZM115 242H116V240H115ZM118 242H120V241H118ZM151 242V241H150ZM163 242V241H162ZM176 242V241H175ZM184 242V241H183ZM117 243V242H116ZM132 242H130V244H131ZM146 243V242H145ZM159 243V242H158ZM164 243V242H163ZM167 243H168V241H167ZM177 243V242H176ZM176 243H174V245L173 246H175V244ZM119 244V243H118ZM140 244V243H139ZM170 244H172V243H170ZM127 245V244H126ZM135 245V244H134ZM149 246V245H148ZM155 246V245H154ZM172 246V245H171ZM177 246V245H176ZM190 246V245H189ZM151 247V246H150ZM156 247V246H155ZM165 247V246H164ZM127 248V247H126ZM129 248V247H128ZM143 248H145V247H143ZM152 248V247H151ZM166 248V247H165ZM132 249V248H131ZM153 249V248H152ZM172 249V248H171ZM126 250V249H125ZM130 250V249H129ZM148 250V249H147ZM154 250V249H153ZM167 250L169 251L170 249L169 248H167ZM189 250H192V252L191 251H189ZM119 251H123V250H119ZM138 251V250H137ZM142 251V250H141ZM145 251V250H144ZM160 251V250H159ZM153 253H154V251H152ZM65 253V252H64ZM64 253H62V254H64ZM123 253H126L125 251H123ZM139 253H140V251H139ZM156 253V252H155ZM155 253H154V255H155ZM161 253H162V251H161ZM117 254V253H116ZM129 255H130V253H128ZM127 254V255H128ZM159 254V253H158ZM164 254V253H163ZM115 255V254H114ZM124 255H126V254H124ZM135 255V254H134ZM141 255V254H140ZM143 255V254H142ZM160 255V254H159ZM162 255V254H161ZM160 255V256H161ZM120 256H121V254H120ZM132 257H134L135 258V256H133V255H131ZM138 257L137 258H139V255H137ZM147 256V255H146ZM148 256H150V255H148ZM147 256V257H148ZM151 256H153V255H151ZM164 256V255H163ZM198 256V257H199ZM116 257V256H115ZM122 257H123V255H122ZM126 257V256H125ZM144 257V256H143ZM85 258H87V256L86 257H84L83 259L85 260ZM163 258V257H162ZM161 258V259H162ZM115 259V258H114ZM113 259V260H114ZM121 259V258H120ZM127 259V258H126ZM140 259H142V258H140ZM144 259V258H143ZM151 259V258H150ZM157 259V258H156ZM164 259V258H163ZM116 260H117V258H116ZM137 260V259H136ZM151 260H153V259H151ZM150 260V261H151ZM158 260V259H157ZM156 260V261H157ZM138 261V260H137ZM149 261V260H148ZM150 261H149V263H150ZM191 261V260H190ZM193 261H195V260H193ZM196 261H198V260H196ZM199 261H201V259L199 260ZM86 262H88V261H86ZM115 262V261H114ZM140 262V261H139ZM138 262V263H139ZM142 262V261H141ZM145 262H146V259H145ZM152 262V261H151ZM160 262V261H159ZM202 262H203V260H202ZM129 263V262H128ZM131 263V262H130ZM138 263H136V264H138ZM155 263V262H154ZM197 263V262H196ZM37 264V263H36ZM118 264V263H117ZM139 264H141V263H139ZM153 264V263H152ZM188 264V263H187ZM193 264V263H192Z\"/></svg>", "mask_w": 264, "mask_h": 264}]
</instances>
